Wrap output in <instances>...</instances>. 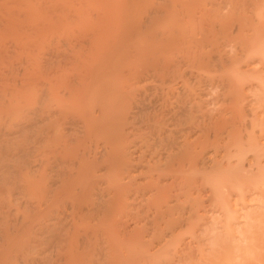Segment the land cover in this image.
I'll use <instances>...</instances> for the list:
<instances>
[{"label": "bare ground", "instance_id": "6f19581e", "mask_svg": "<svg viewBox=\"0 0 264 264\" xmlns=\"http://www.w3.org/2000/svg\"><path fill=\"white\" fill-rule=\"evenodd\" d=\"M6 1V0H5ZM5 1H1V4H2V7H3V3L5 2ZM8 1V2H7ZM6 2H5V4H7L8 5V3H9V0H7ZM15 1H17V2H15ZM45 1V0H44ZM49 1H55V0H49ZM58 1V0H57ZM60 1V0H59ZM65 1V0H64ZM68 1V0H67ZM101 1V0H100ZM109 2V0H106V2ZM239 1V0H238ZM254 1V0H253ZM256 1V0H255ZM3 2V3H2ZM12 2V3H11ZM18 2L19 3H21V5H24V6H27V8L29 9V11H32L31 13L33 14V16H30L31 17V19H29V20H24L25 19V17L23 16L25 13L24 12H26V13H28V10H26V11H24L23 12V14L21 15V18H22V16H23V21H22V23H23V28H22V30L23 29H25V28H27V30H28V26H26L25 28H24V23H25V21H28V23H29V29H30V26L32 25V23L34 24L35 22L37 23H39L38 25L36 24V25H34V28H33V26L31 27V29L33 28V29H35V27H39V25L41 26V24H42V22H41V24H40V22L38 21V18L40 17V16H38L37 15V13H34V12H36V10H35V8L33 7V6H35L33 3H32V1L31 0H14V2L13 1H10V3H9V7H10V4H13V5H11V6H13L14 7V4L15 3H17V5L18 6H20V4H18ZM95 2V1H94ZM93 2V3H94ZM111 2V1H110ZM109 2V3H110ZM112 2H114V1H112ZM31 3V4H30ZM54 3V2H53ZM133 3H134V6H136V10H135V12L136 11H140V12H138L136 15H135V19H134V17L132 18V20H130V19H127V18H125V17H122V18H120L119 17V15H117L118 13H115L114 12V9H115V6H110L108 3H107V5L108 6H106V5H104L105 7H104V9H103V12H101L102 13V15L104 16V18L102 19L103 21H99V20H101L100 19V17L102 18V16L100 15V17L98 18V16L96 17V20H95V23L97 22L98 23V21H99V23H100V25H102V24H104L103 26H99V23L97 24V28H95V23H94V26H93V24L91 25V23H92V20H91V22H90V24H89V26H93L95 29H93V31L95 30L96 32H97V30L99 29V32H102V30L104 29V28H106L105 26H111L112 27V30H111V32H110V35L108 34V30H107V28H106V32H105V30H103V32L102 33H104L105 32V34H102L103 35V37H101V34L100 33H98V37L100 36L101 37V39L103 40V38L105 37L106 38V40L104 41H101V39H99L98 37H97V39H94L95 38V34H97V33H95L94 34V32L92 31V29L90 28V27H86L85 29L87 30V29H91L90 31H92L93 32V36H92V34H90L89 32V36H92V38L91 39H94L93 41L87 36L86 37V34L87 33H85V30H84V32L82 31V33H84V36H83V34L80 32H78L77 33V35L78 34H80V35H78V37H79V39H80V37H81V35H82V37L83 38H81V39H83L84 40V38L86 37V40H88V41H90L91 40V42H88L89 43V45L88 46H86L85 45V43H84V41H80V40H78V41H80L81 42V45H82V47H84V45L87 47H85L86 49H87V53H86V55L88 56V54H89V56H88V61L90 60V62L88 63V64H85V65H87L88 67H89V69L87 68V66H86V68L88 69V70H90L89 71V74H86L88 71H87V69H85L84 70V72H85V74H78V75H73L74 73V70L73 69H71V70H73V71H71V72H69V73H66V76H67V74L69 75V77H71L72 75L74 76H72V78H69L68 76V78L66 77H64L65 75L63 74V76H61V74L60 73H58V70H60L61 72H62V70H64L63 69V65H62V63L64 62V63H67L68 62V60H69V53H68V51L64 48V47H59V48H57V45L58 44H56L55 43V45H52L53 46V56H51V59L53 58V125L51 126V125H49L48 123H49V121H48V118H47V120H46V122L45 121H43L44 123H46V124H48V129L49 128H51V130L50 131H48V129H46L47 128V125L45 124L44 125V123H42V122H40L39 120H40V118H42L43 117V113L41 114L42 115V117L40 116V118H39V120H38V114H39V112L41 113V111H42V109H41V106H40V109H36L37 107H35V106H38V105H40V103L38 104L37 103V101H35V104L34 105H31V103L33 104V99H32V102L31 103H29L30 105L29 106H26V108H29V116H28V112H26V111H22V109L20 110V108H23V106H24V108H25V104L24 103H21V101H23V99H24V97H25V95H26V93H33V94H35L36 93V91L38 92L39 91V89L38 90H36V91H34V87L36 86V84H38V83H36V84H34L35 82L34 81H36L38 78L36 77V76H38V74H36L37 72L36 71H38L37 70V68L38 67H36V64H37V66L39 65L38 63H37V61H36V64H35V60L33 61L32 60V56L30 55L29 56V58L31 57V61H33V62H31L30 63V66H31V69L29 70V73L27 72V71H25V72H23L24 71V69H23V73L21 72V74H23V76L24 77H26L25 76V74H27V77H26V80H27V78H28V80L27 81H25V83L24 84H22L23 86H21V84H20V81L19 82H17L18 84H20V86L19 87H16L15 86V88H14V90H10V92H9V90L7 91V89L8 88H6V86H5V88H3V92H1L0 91V98L1 97H3V98H5L6 97V99H4L3 101H2V99L3 98H1V102H3L2 103V105H5V108H4V110H1V111H5V112H8L10 115L12 114H16V113H18V111H21L20 113L22 114V112H25V114H27V119L26 120H24V118H23V116H22V118H23V121H22V118L20 117V120L18 121V122H20V121H22V123L20 122V124H17L16 126H11L10 125V123H9V125L11 126V127H13V129L9 126H7L8 124H4V127H5V125L8 127V128H10L9 129V132H7L5 129H3L2 128V124H3V122H8V119H10V117H13V116H10L9 114H7V115H9L10 117L8 118V119H6V120H4V118H6L5 117V115H4V117L3 116H1V117H3V122H2V124L0 125V127H1V129H3L2 130V132L3 131H6V132H4V133H0V135H3V138L6 136V137H8V139L9 138H11V140H12V138L14 137V136H16V137H14L15 139L16 138H18V140L17 141H19V140H21L22 142L20 143V144H22L23 142H25L26 141V138H27V136H29L28 134H27V131L29 132V130L31 131V133H32V131H33V134H31L30 132H29V134H31V136L32 137H34L35 135H34V128H36V127H40V125H42V126H45L44 128H45V130L46 131H44V133H46L47 131H48V133H49V135L50 134H52L53 136V138L51 139L47 134L48 133H46V135H45V142L47 143V142H49L50 144L52 143V141H53V147H52V144L50 145V144H46V145H49V146H51V150H52V158H53V175H52V172L50 173V179H52L51 178V176H53V181L52 180H50V179H47V176L49 177V171H50V168H51V165H49L48 163V161H46V160H49V159H43L44 157H43V155H42V153L41 152H39L40 151V147L38 146V140L36 139V141H37V143L34 141L35 139L34 138H32L31 136H29V138L31 137V139L33 140V142H35L34 144H36V145H32V143L30 142V141H32V140H30V139H27V141L28 142H30L31 143V145L29 146V144L30 143H26V144H28V146H19L18 144V142H16L15 141V139H14V144H16L17 146L15 147V148H13L12 150L10 149L9 150V148L11 147H9V145H11V144H9L10 142L8 141V143H5V141L7 142V138L5 137L4 138V140L2 139V141H1V143L4 141V143L3 144H6V147H5V145H3L4 146V148L2 147V145H0L1 147H0V161L2 162L3 160H16V159H18V158H20V157H22V156H25L26 155V159H27V155L29 154V156H28V160H26V161H33V163L34 164H28L24 169V171H28V173H26V172H24V173H22L23 171H21V170H19L22 174L21 175H19L18 177H16L15 179H17V181H16V183H14L15 182V179L13 180V181H11V185H12V182H13V185H12V188H14L15 186H14V184H18L19 182V180H18V178L22 181L24 178H25V180H23V182H24V184H22V187L23 186H25L26 185V187H20L19 185H21L20 183L18 184V185H16V186H19V189L17 190V188L18 187H16L15 189L18 191V192H20L21 193V191H22V189H24L23 191H24V193L25 194H23L24 196H28V190L29 189H32L33 187H34V190L35 189H38L39 190V188H37L38 187V185H42V183H44L43 182V180H44V175H45V180L44 181H52V182H50L51 183V185L53 186V188H52V186L50 185V187H49V185L48 184H50L49 182H48V184H47V182H45V184L46 185H48V187H46L45 186V184L43 185V186H41L44 190H45V188L44 187H46V188H48V189H46V190H48V191H46V192H49L50 191V189L51 190H53V195L51 196V199L48 197V196H46V195H49V193L47 194L46 193V195H44L43 197L45 198V196H46V198H45V200H47L46 202H48V200L50 201L51 200V202H53L52 204H53V209L51 208V211L53 210V212H51L50 210H48V211H50V213H53V222L50 220V216H47V214H49L50 215V213H46V211H45V213H46V217L45 218H43V220L42 219H40V217H39V219H34V221H38V220H41V221H43V222H41V223H39L38 225L40 226H38V225H36V226H34V224H33V228L35 229V227H39V229L38 228H36L35 229V231H33V228H32V224L31 225H27V224H30L31 222H32V220H31V218H32V216L33 215H35L36 213H33L34 211H33V209L35 210V209H37L36 208V206L35 205H33L32 204V200L29 202L30 204H32L33 206H35V207H32L33 209H31V206L29 207V205L28 204H26V203H28V201L26 202H24V204H25V208H26V205L30 208H27V209H25L24 208V211L25 210H28V211H30V210H32L31 212H27V211H25L26 212V215L25 216H23V217H25V218H27V217H29V220H31V221H28V219H23V217L22 218H20V216L21 215H24L23 213H24V211L22 212V213H20L21 215L19 216H15V217H19L20 219H19V222H20V225H15V224H17V223H15V220H17V219H15V220H13L14 221V226H12L13 224H11L12 222H10V224H11V226H12V228H14L15 226H16V228H17V226L18 227H20V228H22V226H23V224L22 223H24L25 224V227H28V228H26L27 230L29 229L30 230V228H31V230L30 231H32V232H34V233H36V234H34V235H37L38 234V237H41V238H37V236H36V238L35 239H33V237L32 236H34V235H32V233L30 234V231L28 232L27 230V232L26 233H24V235H22L21 236V233H20V236L19 235H17V231L16 230H14L15 232L13 233V235H14V238L12 237V238H10V237H5V243L7 244V245H5V243L4 244H0V264H4L5 262L8 264V260H9V258H10V263L9 264H16L17 263V261L18 262H20L21 261V263L22 264H82V260H84V258H86V256H84V258H83V254L84 255H87V253L86 252H88V250H89V245H88V243H89V239H90V235L91 234H89V236H88V234H87V238H88V240H87V242H86V244H87V246L85 245V239L86 238H84V242H81V241H83V240H80L81 238H83V236H81L80 237V239H78V241H77V239H76V242H80L79 244L78 243H76V242H72L75 238H73L74 237V235H78V233H75L74 234V230H76V231H78L79 229H81L82 227L81 226H83V225H85V226H87V228L89 227V225H90V222H88L89 224H86V222L89 220V218H88V220L87 219H85V217L88 215V213L91 215L92 213V215L91 216H93V215H95V217L93 216V218L94 219H96V216L98 215V217H99V215H100V217L101 216H105V212H107L108 213V211L110 212V209L111 208H113L112 207V203H114L115 204V194H111L112 196H110L109 194H108V196H110V197H112L113 199H111V201H110V206L107 204L106 205V203H104V204H101L102 202H105V201H102V200H104V199H106L105 198V196L106 195H102L103 193H104V189H103V191L102 190H98V189H101L100 187L101 186H98L99 184H97V185H94L95 184V180H96V176L97 177H100V178H102L101 176L102 175H105L106 173H109V174H113V176L111 177V175H105L104 177H105V179H104V181L106 180L107 182L111 179V178H113L114 177V175H117L118 176V178L116 177V179H119L120 178V180L122 181V178H127L128 177V179H126V181H128L129 179L130 180H133L132 178H134V182L133 181H131L132 182V184L133 183H139V182H135L136 181V179H135V176L137 177V179H138V176L137 175H135L134 174V172H140V169H139V167H141V164L142 165H144V167H146L145 165H147V167H148V169L151 167V169L153 168L154 169V172L156 173V171H157V174L155 175V177H153L154 175L152 174V173H150L151 171H153V169L152 170H148V171H150V172H145V171H142V169H141V173L143 172H145V173H148V174H151V175H153V176H151L150 175V177L149 178H152V179H144L143 180V182H147L148 180L151 182L152 180H153V178H154V181H155V183L158 185H156V184H153L152 186L150 185V183H149V185H150V188L151 187H153V190H154V188H156L155 190H157V187H160V185H159V183H161V181L162 182H164V184L162 183V186L163 187H165V184H166V186L167 185H169L170 184V186H171V184H175L174 186H176L177 187V185H178V189H179V191L180 190H182L181 192H182V194H184V192L186 193V192H188L187 194H189L190 193V191H188L189 189H190V187H189V189L188 190H185L184 191V189H181V188H183L184 187V185H186V184H188V185H190L192 182L193 183H195V180H197L196 178H198V181H199V178H200V180L202 181L203 179L204 180H207L208 182H211L212 183V185L211 186H213L214 185V189H215V192H216V194H214V195H220L221 197H220V199H222V197H224L225 195H227V194H225L224 193V196H222L223 195V193H222V191L224 190L223 189V187L221 186L222 185V182L225 184V182L223 181L224 179H225V181H228V180H226V179H228V178H231L232 176H235L234 174H236V176H237V171L239 170L240 171V169H242L241 167H242V165H241V162L243 161V159H246V158H244L245 157V155H243V153H241L242 151H243V149H244V142H246L247 144V146H245V149H244V151L245 150H250V149H252V145H253V147H255L254 145L256 144H253L254 142L253 141H256V138H255V140H254V138H253V140H250V139H252L251 138V136L250 135H246V137H247V139H246V137H245V139L243 138H239L238 136H237V132L235 133L234 132V130H237L238 131V129L237 128H234L235 126H236V124H235V121L237 120V118L238 119H240V111H239V109H238V107L235 105L236 104V100L238 99V95H239V93H238V90H239V92H241L240 91V88H238V87H236L235 85L237 84V86H239L238 85V83H235V87L233 86L232 87V84H231V87H229V89H228V85L230 84V83H228V81L229 80H227V83H228V85H227V83L224 85V87H222V88H225L226 87V89H228V90H225L226 92H224V93H227V94H225V95H223L224 93H223V91L224 90H222V88H221V90H222V95L223 96H226V98L225 97H222L221 98V102H223L224 103V107L225 108H223L222 106V108H220L219 110H222V111H220V113H218V117L217 118H215V116H213L215 119H213V120H211L212 121V123H211V130H209V129H207V130H203L204 128H205V126L207 127V125H206V123H205V126L201 123V121H203L202 120V118H200L201 119V121H200V119L199 120H197V122H199V123H201V125H203L204 126V128L201 130V128H199V129H197V127H198V125H199V123H197L198 125H196V123L194 124V122L196 121V120H193V124L194 125H196V126H193V127H191V124H190V122L192 123V120L191 121H189V124H188V126H181V122L179 123V121H180V119L182 118V120L183 119H185V118H188V116H186V115H189V114H186L187 112L188 113H190V116H194V115H191V114H193L192 112H191V106L189 105V101H191V100H189V98H190V96H192L190 93H188V92H191L192 90L194 91V88L192 89V87H190L189 88V86H188V88L190 89H188L187 88V86H186V89H188V91L186 92V93H188L190 96L188 97L186 94H185V92H183L184 90H186L184 87H181L183 90H181V91H179V88L180 87H178V86H181V83H182V85H183V82H184V85L183 86H185V84H186V82H185V79H187V78H185L184 76H185V71H184V68H186V66H188V65H185L186 63H188V64H190L189 66H192V63H199L200 65V67H205L206 68V66H201V63H203L204 64V60H206V62H205V64L204 65H207V62H208V58H205L206 56H207V54H205V52H206V50H204V48H205V45H204V39H207L206 37H208V36H206V33L209 31V30H212V28L214 29V31L216 30L215 29V26H217V24H219L221 27H222V29H220V27H219V25H218V27H216V28H219L220 30H223V31H227L228 30V27H229V29L231 28V26H233L230 30L232 31V29L234 30V26L236 25L235 24V20H237V19H239L238 21H236V23H237V27H236V29H238L237 30V32L238 33H240V31L241 32H243V30H242V28L244 27L243 26V24H245L244 22H242L245 18H241L240 16H238V14H236L235 15V18L233 17V14L235 13L234 11H233V9H231V11H230V9H229V14H228V12L227 11H221V12H224V14L226 13V14H228V15H221V19H219V16H218V19L216 18V17H214V15L215 16H217V11H216V13L213 15V17H212V12L211 11H213V10H209L208 8L209 7H207L206 5H205V3L202 1V0H159V1H155V0H126L124 3H123V5L124 6H127V5H131V6H133ZM50 4H51V2H50ZM55 4L57 5V3L55 2ZM55 4H53V5H55ZM105 4V3H104ZM7 5H4V7H6V8H3L4 9V11L5 12H7V11H10L9 12V14L8 13H4L3 12V9L1 10V6H0V10L2 11V15H0V17L1 16H3V13L6 15V17H9V16H12V17H15V19L14 20H17L16 18L17 17H19L20 18V16H16V15H19V12H21V11H17L18 12V14H16L15 16H14V12H16V8H15V10H14V12L12 11V7H10V10H9V8L7 7ZM101 5V4H100ZM16 6V5H15ZM48 6V5H47ZM51 6V5H50ZM35 7H37V6H35ZM42 7V6H41ZM45 7V6H44ZM53 8H54V6H52ZM101 7H102V5H101ZM7 8H8V10H7ZM19 8V7H18ZM21 8L22 9H24L25 10V8H23V6H21ZM38 8V7H37ZM36 8V9H37ZM50 8V7H49ZM49 8H47V9H49ZM79 8L81 9V6H79ZM138 8H140L139 10H137ZM46 9V8H45ZM18 10H20V9H18ZM38 10V9H37ZM143 10L145 11V15L144 16H142V13H143ZM0 11V12H1ZM40 11H41V8H40ZM47 12H48V10H46ZM52 11H53V9H52ZM51 11V12H52ZM78 11H79V13H80V10L78 9ZM236 11V10H235ZM13 12V13H12ZM81 12H82V10H81ZM218 12H220V11H218ZM231 12H234V13H231ZM11 13V14H10ZM42 13L44 14V12H43V10H42ZM237 13V12H236ZM247 13V12H246ZM21 14V13H20ZM35 14H36V16L38 17H36L35 16ZM38 14H40L39 12H38ZM53 14V13H52ZM8 15V16H7ZM28 15V14H27ZM219 15V14H218ZM239 15H241V14H239ZM35 16V17H34ZM238 16V17H237ZM247 16V15H246ZM12 17H10L9 19L7 18V20H5V22H2L3 24L5 23V25L4 26H6V24H10V26L9 27H11V23H13V27H11V28H9L10 30H12L11 32H13V34L15 35V36H17V37H19L20 36V38H22L21 37V35L24 37V35H23V33L26 31V30H23V33H22V31H21V28L20 27H22V26H19L20 24L17 22V21H15V22H10V21H13L12 20ZM36 19L37 18V21L36 20H34V18ZM52 17V16H51ZM163 17H166L167 19H169L165 24H161L160 22H159V20L161 19V18H163ZM242 17H244V15H242ZM3 18H4V16H3ZM62 18V17H61ZM98 18V19H97ZM214 18H216V21L217 22H215L214 20ZM40 19V18H39ZM53 19V18H52ZM57 19V18H56ZM30 20H34V22L32 21V23L30 24ZM53 20H55V19H53ZM58 20V19H57ZM61 20H63V18L61 19ZM64 20H66V19H64ZM128 20L130 21V22H132V23H128ZM219 20V21H218ZM242 20V21H241ZM249 20V19H248ZM7 21V22H6ZM8 21H9V23H8ZM18 21H20L21 22V19L20 20H18ZM42 21V20H41ZM245 21V20H244ZM247 22V21H246ZM18 23V24H17ZM21 23V24H22ZM28 23H27V25H28ZM44 23H45V21H44ZM182 23V24H181ZM217 23V24H216ZM248 23V22H247ZM15 24V25H14ZM235 24V25H234ZM250 24H252V23H250ZM249 24V25H250ZM18 25V28H20L18 31L19 32H17V34H15L16 33V29H15V26H17ZM45 25H46V23L44 24V26L42 27L43 28V30L45 29ZM246 26L245 27H247L248 26V24H245ZM262 25V24H261ZM74 26H76V24L74 25ZM256 26H259V25H256ZM7 27V26H6ZM66 27H68V25L66 26ZM66 27H65V30H67L66 29ZM99 27H101V30H100V28ZM102 27H104L103 29H102ZM212 27V28H211ZM225 27V28H224ZM227 27V28H226ZM2 28H5V27H3V25L1 26L0 25V29H1V31H2ZM14 28V29H13ZM17 28V27H16ZM17 28V29H18ZM41 28V27H40ZM39 28V29H40ZM186 28H187V30H186ZM254 28V26L251 28L252 30L250 31L249 29V31H250V33H249V36H248V38L247 37H245L246 38V40L249 42V38H250V40H252L251 38L252 37H254L255 38V36L258 34H260V33H262V30L261 29H263V27L261 26V27H259L260 28V30L258 29V27L257 28H255V29H253ZM30 29V30H31ZM82 29V28H81ZM97 29V30H96ZM4 30V29H3ZM10 30H8V28H6L5 29V31H2L3 32V35H4V37H5V34H4V32L8 35V33L7 32H10ZM14 30V31H13ZM49 30V29H48ZM52 30V29H51ZM0 31V32H1ZM7 31V32H6ZM20 31H21V33H20ZM41 31H42V29H41ZM46 31H47V29H46ZM64 31V30H63ZM68 31V30H67ZM65 32L66 33V37H67V42H68V36H70V35H68V33L70 34V32L68 31V32ZM71 31V30H70ZM88 31V30H87ZM213 31V30H212ZM229 31V30H228ZM227 31V32H228ZM246 31V30H245ZM252 31H253V33H252ZM259 31H261V32H259ZM10 32V33H11ZM31 34H32V32L31 31H29ZM34 32V37L36 38V34H37V32H39V34H40V31L38 30L37 32L34 30L33 31ZM36 32V33H35ZM53 32V31H52ZM218 32V31H217ZM10 33H9V36H10ZM18 33H20V34H18ZM26 33V32H25ZM43 33H45V32H43ZM208 33H210V32H208ZM230 33V32H229ZM263 33H264V31H263ZM1 35H0V37H2L3 38V36H2V33H0ZM12 34V33H11ZM30 34V35H31ZM49 34V33H48ZM72 34V36L73 35H75V34H73V32L71 33ZM107 34V35H106ZM242 34V33H241ZM104 35H106V36H104ZM109 35V38L107 37ZM250 35L252 36V37H250ZM262 35V34H261ZM12 36V35H11ZM28 37V33L25 35V37ZM63 36V35H62ZM72 36H71V38H69V41L71 42L72 40L74 41H76V39H73L72 38ZM97 36V35H96ZM247 36V35H246ZM31 37H32V41L31 42H33V40L35 39H33V35H31ZM31 37H29L28 38V40L30 41L31 40ZM38 37H39V35H38ZM57 37H59V36H57ZM57 37H56V39L55 40H58V39H60L61 40V42H62V40H64V39H62V37L60 36L58 39H57ZM65 36L63 37V38H66ZM77 36L75 37V38H78ZM261 37V36H260ZM2 38H0V39H2ZM7 38V37H6ZM5 38V39H6ZM15 38V37H14ZM212 38V37H211ZM4 38L0 41L1 43H0V47L4 44V43H2L3 41H6ZM12 39V38H11ZM24 38H22V40H23ZM208 39H210L209 37H208ZM258 39H260V38H258L257 37V40ZM10 40V39H9ZM16 40L19 42V43H17L18 45L17 46H20L21 45V39H18V38H16ZM37 40V39H36ZM53 40H54V37H53ZM60 40H58V41H60ZM66 40H64V42H66ZM254 40V39H253ZM256 40V39H255ZM264 40V39H263ZM263 40H262V42H263ZM12 41V40H11ZM15 41V40H14ZM16 41V42H17ZM29 41L27 42V39L25 38L22 42H24V46H26V43L25 42H27L28 44H27V46L28 47H30L31 45L29 44ZM38 41H39V39H38ZM46 41V40H45ZM58 41H56L57 43H58ZM96 41V42H95ZM206 41V40H205ZM208 42H210L209 40H207ZM206 41V42H207ZM247 41H244V42H247ZM260 41V40H259ZM30 42V43H31ZM44 42V41H43ZM70 42H68V43H66V45L67 44H71ZM79 42V43H80ZM247 42V43H248ZM252 42V41H251ZM5 43H7V41L5 42ZM13 43H15V42H13ZM35 43L37 44V42L35 41ZM47 43V42H46ZM78 43V42H77ZM76 43V45H78ZM87 43V44H88ZM90 43L92 44V50L90 49ZM8 44V43H7ZM6 44V45H7ZM36 44H34L33 43V47L35 48V52H36V50H37V46H36ZM39 44H41V43H39ZM39 44H37V45H39ZM49 44V43H48ZM75 44V42L73 43V45ZM94 44V45H93ZM9 45V44H8ZM7 45V46H8ZM15 45V44H14ZM23 45V44H22ZM30 45V46H29ZM50 45V44H49ZM72 45V46H73ZM81 45L79 46V48L81 47ZM248 45V44H247ZM261 45H263L264 46V43H262ZM260 45V48L262 47ZM11 45H9V47H10ZM27 46H26V48H27ZM31 46V47H32ZM47 46V45H46ZM59 46H61V45H59ZM69 46V49H71L72 48V46L71 45H68ZM70 46H71V48H70ZM171 46H175V48L176 49H179V46H181V48L182 47H184L182 50L185 52V54L184 55H182V56H180V54L179 53H181L182 52V50L179 52V53H177L178 55H179V58L177 57V56H174L173 57V54L171 55V53L169 52V49L170 48H172ZM178 48H177V47ZM5 46L3 45V48H4ZM12 47H14V46H12ZM12 47H11V49H12ZM30 47V49L31 50H33L32 48ZM42 47V46H41ZM41 47H40V49H41ZM45 47V46H44ZM49 47V46H48ZM73 47H75V46H73ZM81 47V48H82ZM94 47V48H93ZM207 47V46H206ZM3 48H0L1 50L3 49ZM6 48V47H5ZM4 48V50L6 51V49ZM20 48V47H19ZM26 48H24V49H26ZM39 48V47H38ZM46 48V47H45ZM78 47H77V49L78 50H80ZM84 48V49H85ZM263 49H264V47H262ZM262 48H261V52H262ZM8 49V51H9V48H7ZM11 49H10V51H11ZM15 49V48H14ZM17 49V48H16ZM73 49V48H72ZM74 49H76V47L74 48ZM85 49V50H86ZM245 51H246V49H248V48H246V45H245ZM243 49V50H244ZM3 50V51H4ZM18 50V49H17ZM16 50V51H17ZM31 50H30V52H31ZM43 50H46V49H43ZM47 50L49 51V49L47 48ZM82 50V49H81ZM91 51L90 53H91V55H90V53H89V51ZM129 50H131L130 52H129ZM203 50H204V52H203ZM9 51V52H10ZM18 51H20V50H18ZM24 50L22 49V51L21 52H23ZM27 51H29V50H25L24 52H26L27 53ZM51 51V50H50ZM71 51V50H70ZM76 50H74V52H75ZM167 51L170 53H167ZM1 52V51H0ZM13 52H15V50H13L11 53H13ZM23 52V53H24ZM34 52V51H33ZM33 53V54H38V53ZM43 52V51H42ZM46 52V51H45ZM72 52V51H71ZM71 52H70V56H72V54H73V56L72 57H74V53L72 52V54H71ZM79 51H77V53H78ZM81 52H83V50L81 51ZM80 52V53H81ZM132 52V53H131ZM4 54L3 55H5V52H3ZM8 53V52H7ZM32 53V52H31ZM44 53V52H43ZM76 53V52H75ZM127 53H130V54H132V55H138V56H136V57H138L139 59H141V60H139V61H141L140 63H141V65H139L138 67L140 68H138V67H136V68H138V69H135V70H128V71H123L122 70V68H121V65H122V62H123V55H125V56H127L126 54ZM203 53L205 54V55H203ZM15 54H16V52H15ZM18 54H21V53H18ZM41 54V53H40ZM46 54V53H45ZM50 54H52V53H50ZM79 54V53H78ZM78 54H76L77 56H79ZM82 54V53H81ZM85 53L83 52V56H86V55H84ZM110 54V55H109ZM166 54L169 56H166ZM0 55H2V52L0 53ZM10 55V57H13V55H14V53L12 54V56H11V54H9ZM9 55L7 56V55H5V59H7V57L9 58ZM44 55V54H43ZM109 55V58H110V56L112 55L113 56V63L111 64V65H109V64H106V60H109L108 58H107V56ZM129 55V54H128ZM172 57H171V56ZM17 56H19V55H17ZM21 56V55H20ZM23 56H25V54L24 55H22L21 57H19V58H25V57H23ZM38 56H40V55H38ZM81 57H83L82 55H80ZM204 56V57H203ZM3 56H1V58H2ZM28 56H26V58H27ZM34 57V56H33ZM36 58H37V56H35ZM80 57V58H81ZM171 57V58H170ZM177 57V58H176ZM210 57V56H209ZM4 58V57H3ZM19 58H17L18 59V61H20V62H22L21 61V59L19 60ZM40 58V57H39ZM50 58V57H49ZM78 58V57H77ZM76 58V56H75V59H77ZM90 58V59H89ZM107 58V59H106ZM205 58V59H204ZM253 58V57H252ZM12 59V58H11ZM38 59V58H37ZM44 59H45V57H44ZM47 59V58H46ZM73 59V58H72ZM84 59V57L82 58V59H80L79 60V58L77 59L78 61H79V63L78 62H75L74 61V59H73V61L75 62V63H77V64H80V63H82L81 61ZM15 60V59H14ZM13 60V61H14ZM249 60L251 61V56L249 57ZM2 61H4V60H2ZM7 61V62H6ZM9 61H10V59H9ZM8 60H5V64L7 63L8 64V67H9V64L10 63H8L9 62ZM17 61V60H16ZM17 61V62H18ZM24 61V60H23ZM26 62H23L24 64H28V59H26L25 60ZM47 61V60H46ZM49 61H50V59H49ZM48 61V62H49ZM87 63V61H86V57H85V59L83 60V63H85V62ZM235 61H239V60H237V59H233L231 62H230V65L231 64H233V63H235ZM248 62V63H251V62ZM43 62H45V61H43ZM47 62V63H48ZM107 62H111L110 60L109 61H107ZM201 62V63H200ZM225 62V61H224ZM229 62V61H228ZM255 62V61H254ZM1 63V62H0ZM3 63V62H2ZM1 63V65H3ZM11 63H12V61H11ZM16 62H14V64H15ZM46 63V62H45ZM51 63V62H50ZM63 63V64H64ZM105 63V64H104ZM139 63V64H140ZM209 64H210V61L208 62ZM248 63H246L247 65V67L246 68H248V66L250 67V65L248 64ZM202 64V65H203ZM209 64H208V66H209ZM236 64V63H235ZM11 66H12V64H10ZM16 65L18 66V68H19V65L20 64H17L16 63ZM16 65H14L13 66V69H15L17 66ZM47 65H49V64H47ZM46 65V66H47ZM51 65V64H50ZM84 65V64H83ZM185 66V67H183V68H181L180 66ZM194 65H196V64H194ZM211 65V64H210ZM222 65V64H221ZM224 65V64H223ZM222 65V66H223ZM226 65V64H225ZM238 64H236V66H237ZM242 65V64H241ZM16 66V67H15ZM22 66H26V65H22ZM62 66V67H61ZM79 66V65H78ZM82 66V64H80V66H79V71H81L82 72V70H83V68H85V67H81ZM197 66H198V64H197ZM199 66H198V68H199ZM217 66V65H216ZM1 67H3V66H0V68ZM5 68H6V66H4ZM1 68V69H5V68ZM7 67V68H8ZM60 67H61V69H60ZM180 67V68H179ZM239 67V69H245V70H248V69H246V68H244V66H243V68L241 67L240 68V66H238ZM238 67L236 68V69H238ZM11 68V67H10ZM9 68V69H10ZM22 68H25L26 70H27V68L26 67H22ZM41 68H43V67H41ZM67 69L68 68H71V65L69 66V65H67V67H66ZM73 68V67H72ZM80 68L82 69V70H80ZM216 68H218V67H216ZM12 69V70H13ZM211 69V68H210ZM224 69V68H223ZM22 70V69H21ZM21 70H19V71H21ZM70 70V69H69ZM249 70H252V71H255V69H249ZM2 71H4V70H2ZM17 70L15 69L14 70V72L13 73H15ZM211 71V70H210ZM213 71H215V70H212V72ZM216 71H218V69H216ZM215 71V72H216ZM256 71H258L257 69H256ZM5 72H7L6 71V69H5ZM11 72V71H10ZM9 72V74H13V73H10ZM114 72V76H113V73ZM214 72V73H215ZM247 72V71H246ZM20 73V72H19ZM19 73H18V75H19ZM39 73V72H38ZM62 73H65V72H62ZM71 73H73L72 75H71ZM83 73V72H82ZM253 73V72H252ZM254 73H256V72H254ZM5 74V73H4ZM3 74V75H4ZM8 74V73H7ZM8 74V76H10ZM1 76H2V73L0 74ZM6 75V74H5ZM192 75V74H191ZM210 75H212V74H210ZM210 75H208V76H210ZM214 75V74H213ZM219 75V74H218ZM0 76V77H1ZM12 76V75H11ZM207 76V77H208ZM15 78H16V76H14ZM22 77V76H21ZM21 77H19V78H21ZM23 77V78H24ZM64 77V78H63ZM179 77L181 78V80H182V78L184 79V81L183 82H180L179 84L180 85H176L175 86V82H176V80L175 79H177L178 78V80H180L179 79ZM211 77V76H210ZM218 77H220V79H219V81L220 80H222L221 79V76H218ZM6 78V77H5ZM15 78H14V80H15ZM18 78V77H17ZM34 78H37L36 80H34ZM213 78V77H212ZM211 78V79H212ZM4 79V78H3ZM6 79H8V81H11L10 80V77H7ZM209 79V78H208ZM215 78H213V80H214ZM218 79V78H217ZM228 79V78H227ZM24 80V79H23ZM180 80V81H181ZM212 80V81H213ZM224 80H226V79H224ZM7 81V80H6ZM5 80L3 81V82H5V85H6V82ZM38 81V80H37ZM150 81H156V82H160V83H168L167 84V86L166 87H168L169 85H171V84H174V85H172L173 86V88H174V90L175 91H173V89H172V86H170V89H169V87L168 88H166V89H163L162 88V86L160 87L159 86V88L157 87V88H155V89H153V91H150V86H149V82ZM173 82L174 81V83H170V82ZM186 81H188V80H186ZM210 81V80H209ZM212 81H210V83L212 82ZM231 81V80H230ZM179 82V81H178ZM207 82V81H206ZM214 82H218V81H216V80H214ZM214 82L212 83L213 85H215L214 84ZM0 83H2V80H0ZM9 83V82H8ZM12 83H13V81H12ZM22 83V82H21ZM222 83V82H221ZM220 83V84H221ZM231 83H233V82H231ZM153 84V83H152ZM188 84V83H187ZM222 84H224V83H222ZM9 85V84H8ZM211 85V84H210ZM216 85H218V83L216 84ZM12 86V85H11ZM14 86V85H13ZM152 86V85H151ZM220 86V85H219ZM230 86V85H229ZM241 86V85H240ZM1 87V86H0ZM2 87H4V83H3V86ZM154 87H156V86H154ZM153 86H152V88H154ZM164 87V86H163ZM176 87H178V88H176ZM242 87V86H241ZM176 88V89H175ZM238 88V89H237ZM10 89H13L12 87L10 88ZM36 89H37V87H36ZM172 89V90H171ZM243 90V89H242ZM8 92H9V94H8ZM35 92V93H34ZM202 92V91H201ZM2 93V94H1ZM183 93H184V95H183ZM191 93H193V92H191ZM195 93H197V92H195ZM28 94V95H29ZM32 94V95H33ZM38 94H39V92H38ZM37 94V96H39ZM196 95V94H195ZM36 95H34V97H35ZM187 96V97H186ZM193 96H194V93H193ZM195 98H196V96H194ZM37 98V97H36ZM39 98V97H38ZM37 98V99H38ZM194 98V99H195ZM25 99H27V98H25ZM30 99H31V97H30ZM30 99H28V101L30 100ZM36 99V100H37ZM40 99H42V98H40ZM191 99V98H190ZM198 99H199V97H198ZM198 99H197V101H198ZM187 100H188V106L189 107H186L184 104H185V102L187 103ZM224 100L227 102V105H226V103L224 102ZM25 101V100H24ZM23 101V102H24ZM27 101V102H28ZM31 101V100H30ZM39 101H41V100H39ZM196 101V102H197ZM26 103V102H25ZM42 103V102H41ZM198 104H199V101L197 102ZM201 103V102H200ZM190 104H192V102L190 103ZM197 104V105H198ZM201 104H203V103H201ZM26 105H28V104H26ZM49 105V104H48ZM187 105V104H186ZM195 105V100H194V102H193V106ZM196 105V106H197ZM200 105V104H199ZM43 106H45V105H43ZM204 106V105H203ZM2 107H4V106H2ZM195 107V106H194ZM194 107H192V109L194 108ZM198 107H200V106H198ZM262 107V106H261ZM39 108V107H38ZM197 108V107H196ZM214 108V107H213ZM0 109H2V108H0ZM7 111H6V110ZM47 109V108H46ZM198 109V108H197ZM263 109V108H262ZM25 110H28V109H25ZM41 110V111H40ZM44 110V109H43ZM200 110V109H199ZM212 110V109H211ZM218 110V111H219ZM264 110V109H263ZM262 110V111H263ZM0 111V112H1ZM197 111V110H196ZM205 111V110H204ZM216 111H217V109H216ZM38 112V113H37ZM44 112H45V110H44ZM225 112H229V115H228V117L230 116V120H229V122H231L230 124H233V126L234 127H232V126H229V122H228V117L226 118L227 119V122H226V120H225V116H224V114H225ZM2 113V112H1ZM0 113V114H1ZM20 113H18L19 115H20ZM198 112H196V114H197ZM206 113V112H205ZM211 113V112H210ZM213 113H215V112H213ZM212 113V114H213ZM3 114V113H2ZM18 114H16V116L15 117H17V115ZM195 114V113H194ZM195 114V115H196ZM201 114L203 115V113L201 112ZM212 114H210L209 116V119H208V116L206 115V117L207 118H205V119H207V121L208 120H210L211 119V117H212ZM216 114H217V112H216ZM223 114V115H222ZM186 116L185 118L183 117V116ZM198 115H200V114H197L196 116H194V117H197ZM189 116V117H190ZM204 116H205V114H204ZM203 116V117H204ZM224 116V117H223ZM0 117V118H1ZM15 117H13V118H15ZM26 117V116H25ZM191 117V118H192ZM193 117V118H194ZM202 117V116H201ZM223 117V118H222ZM235 117H236V120H235ZM18 118H19V116H18ZM18 118H16V119H13V120H16L17 121V119ZM45 118H46V116H45ZM190 118V119H191ZM2 119V118H1ZM0 119V122L2 121ZM189 119V118H188ZM42 120H44V118L42 119ZM41 120V121H42ZM12 121V120H11ZM16 121H12V122H16ZM185 121V120H184ZM188 121H186V122H188ZM210 121V122H211ZM239 121V120H238ZM240 121H242V120H240ZM11 122V123H12ZM37 122H40L41 124H39V123H37ZM48 122V123H47ZM243 122V121H242ZM245 122V121H244ZM208 123V122H207ZM226 123H228V126L229 127H232L231 129H227V125H226ZM237 123V122H236ZM36 124H39V126L38 125H36ZM50 124H51V122H50ZM184 124H185V122H184ZM210 124V123H209ZM244 124V123H243ZM242 124V125H243ZM36 125V126H35ZM185 125H187V123L185 124ZM201 125H200V127H201ZM237 125H240V124H238L237 123ZM242 125H241V127H242ZM41 126V127H42ZM244 126V125H243ZM250 126V125H249ZM6 127V128H7ZM15 127V128H14ZM41 127H40V129H41ZM52 127H53V129H52ZM236 127H238V126H236ZM251 127V126H250ZM43 128V127H42ZM208 128V127H207ZM210 128V127H209ZM221 128L223 129V131H225L226 130V132L225 133H227V135H226V138L225 137H223V139H226V140H224V148H226V149H224L225 151H227V150H229V148H234L235 149V151H233V150H229V152L232 154L233 152H234V154H233V156L232 155H230L229 153H227L228 155H230V156H232V157H230V156H228L227 154H224V155H220L221 153H224L223 152V148L221 149L222 151H221V153H218V154H213V156H208V153L207 154H205L204 152V154L206 155V156H208L207 158H206V156H204V154L203 153H201V156H200V153H199V156L201 157V158H199V156H197L198 154H197V152L198 151H200V149L198 150L197 148H199V145H201L202 146V144L203 145H209V144H207V142H209V143H213V145L215 146V144H216V142H218L217 140H218V138H220L219 136H220V134H221V132H222V130H221ZM12 129V130H11ZM34 129V130H33ZM244 129V128H243ZM246 129L248 130L249 128H247L246 127ZM44 130V129H43ZM53 130V131H52ZM196 130H200V131H203V136H200V134H201V132L200 133H198ZM246 130V131H247ZM1 131V130H0ZM41 131H42V129H41ZM52 131V132H51ZM242 131V130H241ZM241 131H239V132H241ZM245 131V132H246ZM252 131V130H251ZM210 132H212V133H210ZM42 133V132H41ZM198 133V134H197ZM249 133V131H247V133H245V134H248ZM7 134H15L14 136L13 135H11V137H9V135H7ZM18 135V137H17V135ZM25 134H27V136L25 135ZM43 134V133H42ZM224 134V133H223ZM240 134V133H239ZM238 134V135H239ZM251 134V133H250ZM22 137V135L24 136V138H25V140H22V138L20 137V136ZM34 135V136H33ZM202 135V134H201ZM224 135V136H225ZM252 135V134H251ZM13 136V137H12ZM242 136V135H241ZM250 136V137H249ZM253 136V135H252ZM19 137L21 138V139H19ZM222 137V136H221ZM249 137V138H248ZM256 137V136H255ZM1 138H2V136H1ZM0 138V139H1ZM23 138V139H24ZM36 138V137H35ZM47 138H49L48 140H47ZM222 139V138H221ZM221 139H219L220 140V143L223 141V139L221 140ZM47 140V141H46ZM51 140V141H50ZM242 140H243V142H242ZM245 140V141H244ZM26 141V142H27ZM216 141V142H215ZM16 142V143H15ZM11 143H13V141H11ZM219 143V142H218ZM219 143V145H217V146H222L223 147V145H222V143L220 144ZM262 143V142H261ZM8 144V145H7ZM14 144H12V145H14ZM210 145H212V144H210ZM209 145V146H210ZM15 146V145H14ZM13 146V147H14ZM201 146H200V148H201ZM209 146H208V148H209ZM259 146V145H258ZM9 147V148H8ZM36 148V150L35 149H33V148ZM210 147H212V146H210ZM246 147H248V149H246ZM206 147H204V149H205ZM207 148V149H208ZM215 148H217V147H215ZM215 148H213L214 150L213 151H217L218 149H216L215 150ZM241 148H242V150H241ZM250 148V149H249ZM259 148H262V147H259ZM49 148H48V151L50 150ZM206 149V150H207ZM256 149V148H255ZM34 151L33 152V154L31 153V151ZM39 150V151H38ZM51 150L49 151V152H51ZM202 151H205V150H203V148L201 149ZM253 150H254V148H253ZM253 150H251V151H253ZM257 151H258V149H256ZM36 151H37V154L38 155H36V156H34V154H36ZM47 151V150H46ZM212 151V150H211ZM212 151V152H213ZM219 151V150H218ZM243 151V152H244ZM39 152V153H38ZM207 152H209V150L207 151ZM239 152V153H238ZM260 152V151H259ZM226 153V152H225ZM237 153V154H236ZM251 153V152H250ZM257 153V152H256ZM32 154V160H29L30 158L29 157H31L30 155ZM42 155V157L40 156V155ZM50 154V155H51ZM92 154V156H90ZM261 154V153H260ZM262 154H263V152H262ZM226 155V157H225V160H223V158H224V156ZM252 155V154H251ZM37 157V156H39L40 157V159L38 160V159H35L34 157ZM244 156V157H243ZM48 157H49V155H48ZM235 157V159H232V158H234ZM252 157V158H251ZM250 157V161L251 160H253V162H254V160H257V159H259V158H257V159H255V157H257V154H256V156H255V154H254V156H251ZM259 157V156H258ZM33 158H34V160H33ZM38 158V157H37ZM199 158V159H198ZM248 158V157H247ZM233 161H232V160ZM36 160H38L39 162H37ZM235 160V161H234ZM198 161H199V165H201V166H199L198 165ZM250 161H248V164H254L252 161V163H249ZM0 162V163H1ZM4 163L2 164V167H3V165H5V161H3ZM44 162V164H42V163ZM29 163V162H28ZM37 163H39V164H37ZM45 163H47L49 166H50V168L48 167V165H46ZM233 163H234V165H236L235 167L233 166ZM259 163V162H258ZM25 164H27L26 162H25ZM40 164H42L43 166L42 167H39V166H41ZM137 164H140V166H137ZM257 164V162H255V165ZM261 164V163H260ZM8 164H6L5 166H6V168L9 166H7ZM35 165H38L37 166V168L39 167L41 170H43L42 168H44L45 167V165H46V167L47 168H49L48 170H46L45 168H44V170H46L45 172H46V174H48V175H46V174H44L43 173V175H41L40 174V170L38 171V169H36L39 173L37 174V172H36V175H41V176H43V177H40V179L42 180V181H40V179H39V181H38V179L37 180H34V179H32V178H39V177H37V176H35L34 175V177H32L33 175L31 174H29V170H28V168H32V169H35ZM237 165H238V168H239V166H240V169H237ZM259 165V164H258ZM1 166V165H0ZM28 166H30V167H28ZM32 166V167H31ZM33 166H34V168H33ZM233 166V167H232ZM247 166V165H246ZM245 166V167H246ZM24 167V166H23ZM135 167H138V169L139 170H136V168ZM249 167V166H248ZM1 168V167H0ZM20 168V167H19ZM141 168H143V166L141 167ZM233 168L234 169H237V171H233ZM255 168H258V167H255ZM254 168V169H255ZM4 169H5V167H4ZM32 169H31V171H32ZM144 169H146V168H144ZM143 169V170H144ZM1 170H2V168H1ZM1 170H0V172H1ZM7 170V171H6ZM35 170V171H36ZM102 170H104V171H102ZM186 170H188V172H191L192 174H189L190 176L191 175H193L192 177H188V176H186V175H183L182 173H184L183 171H186ZM247 170V169H246ZM3 171V170H2ZM9 170L8 169H5V172H8ZM47 171H48V173H47ZM101 171H102V173H101ZM147 171V170H146ZM181 171H182V173H181ZM197 171V172H196ZM255 171H257L256 169H255ZM4 172V173H5ZM34 172V170L32 171V173ZM44 172V171H43ZM98 172V173H97ZM136 172V173H137ZM181 173V174H178V173ZM195 172H196V174L199 176V177H197V175H195ZM199 172V173H198ZM41 173H42V171H41ZM105 173V174H104ZM123 173H125V174H123ZM142 173V175H144ZM194 173V174H193ZM252 173V177H251V175H249L250 177H248L247 179H250V183L251 182H254V180L256 179V180H258V178H259V176H261L260 174H257L256 173V176H258V178L256 177V178H253V177H255V175L253 174V171L251 172ZM7 174V173H6ZM9 174V173H8ZM23 174H27L28 175V177H29V179L26 177V175H25V177L24 176H22ZM35 174V173H34ZM200 174V175H199ZM2 175H3V172H2ZM11 175V174H10ZM10 175H6V176H9V182L7 181V184H9L10 185V177H12V176H10ZM31 177H30V176ZM139 175V174H138ZM4 176H5V174H4ZM5 176V177H6ZM109 176V178H107V177ZM236 176L235 177H233L234 179L233 180H235V178H236ZM1 175H0V179H1ZM5 177H2V179L3 180H6V178ZM23 177V178H22ZM92 177H95V180H94V178L92 179ZM103 177V178H104ZM111 177V178H110ZM144 177H145V175H144ZM13 178V177H12ZM22 178V179H21ZM35 178V179H36ZM100 178L99 179H97L98 181L100 180ZM146 178V177H145ZM238 178H239V174H238ZM2 179H1V181H0V185L4 182V181H2ZM7 179H8V177H7ZM27 179V180H26ZM30 179H32V180H30ZM115 178H114V180H116ZM125 179H124V184H127V182H125ZM139 179H141V177L139 178ZM138 179V181H140ZM237 179V178H236ZM241 178H239L238 180H235V181H237V183H238V181L240 180ZM244 179H246V178H244ZM254 179V180H253ZM97 180H96V182H97ZM114 180H110L109 182L111 183V181H113V182H117V181H120V180H117V181H114ZM263 179H261V181H262ZM20 181V182H21ZM91 181H94L93 183L91 182ZM102 181H103V179H102ZM197 181V184H194V186L195 185H198V182ZM246 181V180H245ZM249 181V180H248ZM259 182H261L260 180H258ZM39 182H40V184H39ZM101 182V181H100ZM108 182V185L110 184ZM145 182V183H146ZM165 182H167V183H169V184H167V183H165ZM229 183H230V180L228 181ZM228 182H226L227 184H229ZM231 182H232V180H231ZM37 183V185H35ZM99 183V182H98ZM201 183V182H200ZM236 183V184H237ZM241 183H243L242 181H241ZM247 183V182H246ZM262 183H264V181L262 182ZM6 184V182L4 183V184H2V186L4 187V189L2 190V188L3 187H1V191L0 192H3L4 193V190H5V192L7 191V189H5L6 188V186H8ZM100 184H103L102 182L100 183ZM114 184H117V183H112V184H110L109 186H111V185H113V188L115 187L116 188V186L114 185ZM235 184V182H233V185H232V183H231V185H232V187L234 186V185H236ZM245 184V183H244ZM243 184V185H244ZM98 186L99 188L98 189H96V190H98V191H101L102 192V196H100V199H102L101 197H103V199L101 200V202H100V199L97 201L96 199L97 198H99V195L97 196V198L95 199L94 198V201L96 200L97 202L96 203H92V204H94V205H92V204H89V205H92L90 208H88L89 210V212L87 213V215H85L86 213L83 211V209H82V211H81V206H80V204L81 205H83V202H80V201H82V200H84V199H86L87 198V196L88 197H91V199H92V196H94L97 192L95 191V188L96 187H94V186ZM137 185H139V184H137ZM149 185H145L146 186V188L148 187L149 188ZM226 185V184H225ZM230 184L229 185H226V188H227V186H231ZM241 185V184H240ZM240 185H238V186H240ZM246 185V184H245ZM252 185V184H251ZM255 185H256V183H255ZM263 185V184H262ZM93 186V188H90V187H92ZM118 186V185H117ZM144 186V187H145ZM161 186V187H162ZM193 185H192V189H195V188H193L194 187ZM210 186V187H211ZM254 185H252V187H253ZM9 188H11V186H8ZM40 187V188H41ZM89 187V189H87ZM160 187V188H161ZM169 187V186H168ZM175 187V189H177ZM196 187V186H195ZM221 187H222V191H221ZM11 188V189H12ZM20 188H22L21 189V191H19L20 190ZM26 188V189H25ZM165 188H167V187H165ZM171 188H173V186H171V187H169V190L171 189ZM186 188H188V187H186ZM237 188H240V187H237ZM236 188V189H237ZM251 188V187H250ZM255 188V187H254ZM263 188V187H262ZM15 189H13V190H15ZM43 189H41V194L38 196L39 198L41 197V195H42V191H44ZM111 189H112V187H111ZM137 189H139L137 186H136V189L135 190H137ZM141 189V188H140ZM139 189V190H140ZM143 189V188H142ZM142 189L140 190L141 191V193H139L138 194V196H140V197H145L144 195L145 194H143V192H142ZM145 189V188H144ZM164 189V188H163ZM177 189V190H178ZM228 190L229 189H231V191H232V189L235 191V189H234V187L233 188H227ZM246 189V188H245ZM259 189H260V187H259ZM264 189V188H263ZM15 190V191H16ZM33 190V189H32ZM32 190H29V193H30V191H32ZM85 190V193L83 192ZM88 190V191H87ZM107 190H109V188L107 189ZM107 190H105V191H107ZM116 191H114V190H112L113 191V193L115 192H117V188L115 189ZM134 189L133 190H131V191H135ZM138 190V191H139ZM147 190V189H146ZM160 190H162V189H160ZM167 192H168V189H165ZM212 190V189H211ZM240 190H241V188H240ZM244 190V189H243ZM254 190V189H253ZM262 190V189H261ZM260 190V191H261ZM45 191H44V193H45ZM87 191V192H86ZM111 191V192H112ZM139 191V192H140ZM145 191V190H144ZM150 191V190H149ZM152 191V190H151ZM150 191V192H151ZM158 191V190H157ZM171 191V190H170ZM174 191V190H173ZM178 191V192H179ZM227 191V190H226ZM225 191V192H226ZM230 191V190H229ZM236 191H239V189L238 190H236ZM252 191V190H251ZM264 191V190H263ZM8 193H7V197H9V199L12 197V194L14 193V195L15 194H17V193H15L14 191L12 192V190L10 191V190H8L7 191ZM9 192L11 193V195L9 194ZM26 192H27V194H26ZM33 192V191H32ZM32 192H31V194H29V195H31V197L30 196H28V198L30 197V199L32 198ZM52 192V191H51ZM50 192V193H51ZM83 192V193H82ZM110 192V191H109ZM110 192V193H111ZM147 192V191H146ZM145 192V193H146ZM174 192H176V191H174ZM181 192H179V195L181 194ZM211 193L213 192V191H210ZM215 192H213V193H215ZM240 192H242V191H240ZM256 192V191H255ZM19 193V194H20ZM87 193V194H86ZM99 194H100V192H98ZM152 193V192H151ZM155 193H157V192H155ZM158 193H159V191H158ZM161 193V192H160ZM213 193H212V195L211 196H213ZM260 193V192H259ZM85 194V195H84ZM136 194V193H135ZM148 194H150L149 192H148ZM147 194V195H148ZM165 194V193H164ZM168 194V193H167ZM176 194H178V193H175V196H176V198H178V195H176ZM233 194V193H232ZM262 194V193H261ZM3 195H5V194H3ZM10 195V196H9ZM22 194H20V196H21ZM92 195V196H91ZM118 194H116V196H117ZM141 195H143V196H141ZM166 195V194H165ZM168 195H172L170 192H169V194ZM167 195V199H168V196ZM185 195V194H184ZM216 196V198L217 197H219V196ZM15 196H18V194L17 195H15ZM15 196L14 197H12V199L11 200H14L13 198H15ZM18 196V197H16L18 200H19V198H21V197H23V196ZM175 196L173 195V197H174V199H175ZM43 197H42V202H43ZM49 199H48V198ZM86 197V198H85ZM95 197V196H94ZM122 197V196H121ZM173 197L171 196V198L173 199ZM1 198V197H0ZM25 200L26 199H28L27 197L25 198V197H23ZM53 198V199H52ZM109 198V197H108ZM117 198H119L118 196H117ZM213 198H215L214 196H213ZM215 198V199H216ZM17 199H15V200H17ZM122 199V198H121ZM220 199H218V200H220ZM225 200H227L226 199V197L224 198ZM224 199H222V201H224ZM23 200V199H22ZM21 200V201H22ZM40 200V199H39ZM44 200V201H45ZM87 200V199H86ZM90 200V199H89ZM108 200H106V201H108ZM114 200V201H113ZM117 200V199H116ZM171 200V199H170ZM217 200V201H218ZM10 201V200H9ZM24 201V200H23ZM92 202H94L93 200H91ZM119 201H121V200H119ZM172 201V200H171ZM216 201V200H215ZM222 201H220V203L222 202ZM20 202V201H19ZM38 202V201H37ZM41 202V205L43 204ZM117 202H118V200H117ZM228 202V201H227ZM68 203H70V205H68ZM87 203H90L88 200H87ZM101 204V206H100V204ZM108 203V202H107ZM172 203H174V202H171V204H169V205H171V207H176V206H172ZM219 203V204H220ZM225 205H223V207L225 206V208H228V206H226V205H228V204H226V202H223ZM236 203V202H235ZM36 204V203H35ZM38 204V203H37ZM47 205L49 204V203H46ZM51 204V205H52ZM77 204H79V205H77ZM96 204V205H95ZM97 204H99V206H97ZM119 204V207L120 208H118V206H117V210H115V207H116V205H118ZM118 204H116V205H113L114 206V210H113V213L115 212V211H117L118 212V210H120V209H122V206H120V203L118 202ZM21 205V204H20ZM39 205V204H38ZM40 205V206H41ZM47 205H45V207L44 208H50V207H47ZM104 205V206H103ZM166 205H167V203H166ZM168 205V207H170ZM173 205H176V204H173ZM195 205V204H194ZM229 205H230V203H229ZM244 205V204H243ZM39 206V207H40ZM69 206H72V209H74V208H76V209H78V213L79 212H82L83 213V219L86 221L85 222V224H83L84 223V220H83V222H81V218L82 217H79L78 215H82V214H76V213H74V210H73V212L72 211H70V207ZM106 206V207H105ZM196 206V205H195ZM220 207H221V205H219ZM52 207V206H51ZM94 207V208H93ZM105 207V208H104ZM110 207V209H108ZM162 207H164L163 209H161V211L162 210H164L165 208H167V207H165V204H164V206L162 205ZM232 207V206H231ZM242 207V206H241ZM41 208H42V206H41ZM41 208H38V210H39V212H38V214L39 213H44L43 211H44V208H43V210H41V212H40V209ZM158 207L156 206V208H155V210L157 209ZM192 207H190V209H191ZM225 208H223V209H225ZM90 209L91 210H93L94 209V211H92V213L90 212ZM172 209V208H171ZM171 209H170V211H171ZM176 209V208H175ZM183 209V208H182ZM185 209H186V207H185ZM193 209H197V208H195V207H193ZM230 208H228V210H229ZM237 209V208H236ZM10 210H11V207H10ZM10 210H8L7 212H9ZM157 210H160V207H159V209H157ZM167 210V212L169 213V214H171V212L170 211H168L169 210V208H167L166 209ZM172 210H174V209H172ZM188 210V209H187ZM218 210H220V209H218ZM225 210H227V209H225ZM224 210V211H225ZM227 210V211H228ZM231 210H235L234 209V207H233V209H231ZM240 210H242V208L240 209ZM37 211V210H36ZM68 211H70V212H72L74 215L76 214V216L80 219H78L77 217H72L71 218V220L69 219V221H71L70 223H74V225H70V223H68L69 221H67V223L65 222L66 220H68L67 218H65L66 217V215L68 216L69 214H68ZM122 211V210H121ZM140 211V210H139ZM160 211V213H162ZM184 210H182L181 212L182 213H184L183 212ZM188 211H190V210H188ZM187 211V212H188ZM191 211H192V209H191ZM190 211V213H192ZM194 211H196V213H194ZM226 211V212H227ZM12 212V211H11ZM94 212H96L97 213V215L94 213ZM120 212V211H119ZM137 212V211H136ZM157 213L156 214H160L159 213V211H156ZM164 212H165V210H164ZM180 212V213H181ZM186 212V213H187ZM226 212H222V214L223 213H226ZM231 211H229L228 213H226L227 215H231V213H230ZM234 212V211H233ZM10 213V212H9ZM33 214V215H31V214ZM85 213V214H84ZM99 213V214H98ZM120 213H122V212H120ZM125 213V212H124ZM129 213H131V212H129ZM167 213V214H168ZM190 213H188V214H186V215H183L182 217H181V214L179 215L180 216V219H178V221H177V223H179V224H176V222L174 223V225L176 226V225H181L184 221V225L185 224H187V222H188V220L192 217V215L190 214ZM214 213V212H213ZM28 214H29V216H28ZM101 214H103V215H101ZM109 214V213H108ZM108 214H106V215H108ZM115 214V213H114ZM119 214V213H118ZM137 214V213H136ZM166 214V215H167ZM193 215H200V211H199V213H197V210H193V213H192ZM214 214H216V213H214ZM213 214V215H214ZM233 214V213H232ZM4 215V214H3ZM7 215H10V214H7ZM30 215H31V217H30ZM43 215V214H42ZM70 215H71V213H70ZM111 215H113L112 213H111ZM165 215V214H164ZM218 215V214H217ZM227 215H226V217H227ZM243 215V214H242ZM11 216V215H10ZM73 216V215H72ZM126 216V215H125ZM156 216V215H155ZM160 216V218L161 217H163V215H159ZM185 216V217H184ZM202 216V215H201ZM216 216V215H215ZM220 216V215H219ZM232 216V215H231ZM4 217H6V216H4ZM13 217V216H12ZM38 217V216H37ZM47 217H50V218H47ZM69 217V216H68ZM71 217V216H70ZM69 217V218H70ZM88 217V216H87ZM86 217V218H87ZM90 217V216H89ZM167 217V216H166ZM197 217V216H196ZM195 217V218H196ZM203 217V216H202ZM211 217H213L212 216V214H211ZM225 217V216H224ZM229 217V216H228ZM227 217V218H228ZM2 218H3V216H2ZM8 217H6L5 219H7ZM35 218V217H34ZM42 218V217H41ZM47 218V219H46ZM75 219V220H72V219ZM77 218V219H76ZM92 218V219H93ZM154 218V217H153ZM199 219L201 218L200 216L198 217ZM4 219V218H3ZM46 219V220H45ZM52 219V218H51ZM65 219V220H64ZM92 219H91V221H92ZM101 219H102V217H101ZM101 219L100 218H98L97 220H99V221H101ZM111 219V218H110ZM162 219H164V218H162ZM193 219H194V217L192 218V222H193ZM199 219H198V221H199ZM203 219V218H202ZM202 219H200V220H202ZM212 219H214V218H212ZM226 219V218H225ZM24 220V221H23ZM27 220V224L25 223V221ZM46 222H45V221ZM47 220H50L51 221V223H53V227H52V225L50 226V222H48L47 223ZM76 220H79L80 221V223H81V225L79 224V221H76ZM114 220V219H113ZM113 220H109V222H111V226H112V228L113 229H117L118 228V226H119V223L118 222H113ZM229 220H231V219H229ZM4 221H7V220H4ZM18 221V220H17ZM23 221V222H22ZM33 221V222H34ZM76 221V222H75ZM126 221H128V220H126ZM164 221V220H163ZM190 221V220H189ZM191 221H190V223H191ZM194 221H196L197 222V220H194ZM211 221H213V220H211ZM227 221H228V219H227ZM29 222V223H28ZM39 222V221H38ZM152 222H153V220H152ZM154 222H155V218H154ZM160 222V221H159ZM3 223H5V222H3ZM46 223V224H45ZM92 223H93V221H92ZM118 224V226H117V224ZM126 222H124L123 224H122V227L124 226V224H125ZM156 223V222H155ZM154 223V224H155ZM171 223V222H170ZM198 223V222H197ZM201 223V222H200ZM228 223V222H227ZM9 223H8V225H10ZM42 226H41V225ZM45 224V225H44ZM79 224V225H78ZM83 224V225H82ZM97 224V223H96ZM96 224H92V226H90V227H92V228H90L89 227V229H96V228H94L93 226H95ZM127 224V223H126ZM125 224V225H126ZM157 224H159V223H157ZM189 224V223H188ZM192 224V223H191ZM190 224V225H191ZM212 224V223H211ZM22 225V226H21ZM135 225H137L136 223L134 224V225H130L131 226V229H134V227L133 226H135ZM183 224H182V226H184ZM202 225V224H201ZM227 225V224H226ZM3 226H4V224H3ZM11 226L10 227H8V229H6V231H11L12 230V228H11ZM31 226V227H30ZM78 226H80V228L78 227ZM129 227V225H126V227ZM5 227V226H4ZM6 227V228H7ZM84 227V226H83ZM121 227V228H122ZM125 227V226H124ZM127 227V228H128ZM142 228L141 229H144L145 228V226L142 224V226H141ZM168 227H169V225H168ZM171 227H173V225L171 224ZM170 227V228H171ZM10 228H11V230H10ZM20 228H17L18 230H21ZM79 228V229H78ZM87 228H85L84 227V231H86L87 230ZM111 228V227H110ZM111 228V229H112ZM136 228H138V225L136 226ZM135 228V229H136ZM67 229H70L72 232H73V236H72V241H71V239L69 240V241H65V243H66V245H67V243H69L68 244V246L69 245H71L70 243L72 242V243H76V245L75 244H73V245H71V246H73L74 248L72 249L70 246V248H68L67 246V248L68 249H63V247H65V245H61V244H64L63 243V241H64V239L66 240L67 238H65L66 236H68V237H70L69 235H70V230H67ZM78 229V230H77ZM86 229V230H85ZM123 229V228H122ZM129 229H130V227H129ZM139 230H140V228H138ZM23 230H24V226H23ZM139 230H135L134 232L137 234V232H139ZM8 231V232H9ZM37 231V232H36ZM69 231V232H68ZM141 231L142 230H140V232H139V234H141ZM20 232V231H19ZM24 232H25V230H24ZM72 232H71V234H72ZM79 232V231H78ZM87 232V231H86ZM134 232L133 233H131L130 234V236L133 234V236L132 237H134ZM143 232V231H142ZM12 233H8V234H10V235H12ZM85 233V232H84ZM83 233V234H84ZM144 233V232H143ZM143 233L141 234V236L143 237ZM19 234V233H18ZM82 234V233H81ZM96 234V233H95ZM139 234H137L138 235V238L139 237H141ZM5 235H7V233L5 234ZM17 235V236H16ZM40 235V236H39ZM92 235H93V233H92ZM91 235V237H94V235L92 236ZM98 235V234H97ZM137 235H135V238H136V240L138 239L137 238ZM19 236V237H18ZM86 236V235H85ZM128 237V238H131V237ZM15 237H16V239H18V240H15ZM30 237H32V238H30ZM141 237V238H142ZM63 238V239H62ZM79 238V237H78ZM55 239L57 240V242L55 241ZM60 239L62 240V241H60ZM100 239V238H99ZM140 239V238H139ZM178 240V242L174 239V241H176L177 243H180L181 241L182 242H184L183 240V238H181L180 236L177 238ZM58 240L61 242V243H59L58 242ZM68 240V239H67ZM80 240V241H79ZM90 240H92V241H95V240H93L92 238L90 239ZM97 240H98V238L96 237V244L94 243V242H92V243H94L95 245H98L97 244ZM101 240V239H100ZM129 240H130V242H132L134 239H128L127 241L129 242ZM136 240H134L133 241V243L136 241ZM141 240V239H140ZM140 240H138V243L137 244H144V245H142V246H145V243H144V241L143 242H139ZM71 241V242H70ZM118 242H119V240H117ZM173 241V242H174ZM113 241H111V243H112ZM172 241H171V239H169V240H166V242L165 243H163L162 245H160V247H159V250L160 249H162L164 246H167V245H171L172 243H173ZM175 242V243H176ZM53 243H54V245L55 246H58L61 250H62V252H61V250H59V248L57 249L56 247V253L54 254V252L53 251H55V250H53L54 249V246H53ZM58 243V244H57ZM115 243H116V245L117 246H119L118 244H117V242L115 241ZM133 243H131V244H133ZM176 243V244H177ZM99 244L101 245V241H99ZM113 245H114V242L112 243ZM111 244V246H113ZM125 244H128V243H123V247L125 246ZM139 244V245H140ZM181 244H183V243H181ZM180 244V245H181ZM61 245V246H60ZM92 244H91V241H90V247H92L91 246ZM94 245V246H95ZM98 245L99 247H101V248H99V247H97L96 248V250L98 251H95V252H97V253H99L100 251H99V249H101V252H102V246L103 245ZM129 245V248L127 247V248H123L122 247V244H121V249L119 250V251H124V249L126 250V251H124L123 253H125V254H120L119 252V254L117 253V251H118V249L115 247V248H110L109 250H110V252H111V250L113 249V250H117V251H114V255H113V252H112V255H111V257H113V260H111L109 257H108V255H110V254H108V255H106V257H108L109 258V261H112L111 263L110 262H106V261H108V260H106V258L104 257V253H103V255L101 254V253H99V256L100 257H104L103 259H105V263L104 264H130V260L132 259V257H133V255H134V257H136L137 258V256H135V254H133L132 255V257L130 256L132 253H134L133 251H134V246H132L131 245V247L133 248V251H132V253L131 254H129L128 255V257H126L127 256V254H126V252H127V249H128V251H129V249H131V247H130V243L128 244ZM5 246V247H4ZM76 246H77V248H76ZM92 247L93 249H92V251L90 250V252H92L93 253V250H94V248L95 247ZM136 246V245H135ZM4 247V248H3ZM88 247V248H87ZM126 247V246H125ZM141 247V246H140ZM123 248V249H122ZM136 248H139V247H136ZM14 250L13 252L14 253H11L10 251H12V250ZM46 249H48V250H50V252H48V250L47 251H45ZM53 250V251H52ZM60 252H59V251ZM132 250V249H131ZM130 250V251H131ZM103 251H104V246H103ZM139 251H140V248L138 249V251L136 252V254L137 253H139ZM10 252V255L8 254ZM42 252H44L43 254H44V256L43 255H41L42 254ZM109 252V251H108ZM41 253V254H40ZM45 253H49V254H46L45 255ZM53 253V254H52ZM92 253H91V256H92ZM127 253H129V252H127ZM7 254L9 255L8 257H7ZM88 254H89V252H88ZM101 254V255H100ZM105 254H106V252H105ZM118 254V255H117ZM187 254V255H186ZM53 255H55V258L53 259ZM115 255H117V256H115ZM184 255H186L187 257H188V252L187 253H185L184 254V252H181V255H180V257L178 258L179 259V261H181V262H184L185 263V261H186V263H188V262H190L188 259H191L192 258V256H191V254H190V258L188 257H184ZM93 256H94V254H93ZM95 256H96V254H95ZM97 256H98V254H97ZM129 256L131 257V259L130 260H128L129 259ZM6 257H7V259H6ZM89 257V261H90V255L88 256ZM100 257H98V259L100 258ZM133 257V260L135 259ZM128 258V259H127ZM92 259V258H91ZM6 260V261H5ZM97 260V259H96ZM96 260H95V257H94V259H93V262L95 261V263H99V261H97L96 262ZM133 260H131L132 262H134V263H136L137 264V262H135L136 261V259H135V261H133ZM168 260V259H167ZM188 260V261H187ZM88 260H87V262H89ZM139 261V260H138ZM83 262H85L84 264H87V262L86 261H83ZM93 262H89V264H95V263H93ZM5 263V264H6ZM97 263V264H98ZM134 263H132V264H134ZM20 264V263H19Z\"/></svg>", "mask_w": 264, "mask_h": 264}, {"label": "rangeland", "instance_id": "374dc122", "mask_svg": "<svg viewBox=\"0 0 264 264\" xmlns=\"http://www.w3.org/2000/svg\"><path fill=\"white\" fill-rule=\"evenodd\" d=\"M1 1H5V0H0V6L2 7V4H1ZM7 1V0H6ZM5 1V2H6ZM10 1H13L14 2V0H9V3H10ZM32 1V3L35 5V6H37V7H35V6H33L34 8H35V10H36V12H34V13H37V15L38 16H40L39 18L36 16V14H35V16L38 18V21L40 22V24H41V22H42V24H41V26L39 25V27L37 26V27H35V29H33L34 28V25H38L39 23L37 22H35L34 24L32 23V21L34 22V20H36L37 21V18L35 19L34 17V20H30L29 22H30V24L32 23V25L30 26V29H31V27L33 26V28L30 30L29 29V23H28V21H25V23H24V28L26 27V26H28V30H27V28H25V29H23V30H26L24 33H23V30H22V28H23V23H22V19H23V16L25 17V19L24 20H29V19H31V17L30 16H33V14L31 13L32 11H29V9L27 8V6H24V5H21V3H19L18 2V4H20V6H18L17 5V3H15L14 4V7L17 9L16 10V12H14V10H15V8L13 7V6H11V5H13V4H10V7H12L11 9H12V11L14 12H12L13 14H14V16L16 15V14H18V12L17 11H21V12H19V15H16V16H20V18L19 17H17L16 19L17 20H14L15 19V17H12V16H9V17H6V13H8L9 14V12L11 11L10 10V7H9V3H8V5L7 4H5V2L3 3V7L1 8V10L3 9V8H6V7H4V5H7V7L9 8V10L10 11H7V12H5L4 11V9H3V12L5 13H3V16H4V18H3V16H1L0 17V25L2 26L3 25V27H5V28H2V31H5V29L6 28H8V30H10L9 28H11V27H13V23H11L12 25H11V27H9L10 26V24H6V26H4L5 25V23L3 24L2 22H5V20H7V18L9 19L10 17H12V20L13 21H10V22H15V21H17L20 25L19 26H22V27H20L21 28V31H22V33H23V35L25 34H27L28 33V37L26 36L25 37V35H24V37L21 35V37L22 38H26L27 39V42L29 41L28 40V38L29 37H31V35H33V39L35 38L34 36V30L37 32L38 30L40 31V34H39V32H37V34H36V38L33 40V42H31L32 41V37H31V40L29 41V44L31 45H33V43L34 44H36L35 43V41L37 42V44H39V43H41V44H39V45H37L36 44V46H37V50H36V52H35V48L32 46H30L33 50H31L30 49V47H28L27 46V42H25L26 43V46H27V48H26V46H24L25 44H24V42H22L23 40H22V38H20V36L19 37H17V36H15L14 34H13V32H11L12 30H10V32L12 33H10V32H7L8 33V35L4 32V34H5V37H4V35H3V32L1 31V29H0V33H2V36H3V38L5 39L6 37V41H7V43L9 44V45H11L10 47H9V45L7 44V43H5L6 41H3L2 43H4L3 45L6 47H4L5 49H6V51L4 50V48H3V45L0 47V48H3L2 50L0 49V51L2 52V55H0V62L3 64V65H1V63H0V66H6V71L7 72H5V69H1V68H3V67H1L0 68V74L2 73V76L0 77V80H2V83H0V91L1 92H3L4 90H3V88H5V86H6V88H8L7 89V91L9 90V92H10V90L12 91V90H14V88H15V86L16 87H19L20 86V84H21V86H23L22 84H24L25 83V81H27L28 80V78H27V80H26V77H27V74L29 73V70L31 69V66H30V63L31 62H33L35 59V64H36V61H37V63L39 64L38 66H37V64H36V67H38L37 68V70L38 71H36L37 73L36 74H38V76H36L37 78H34V80H36V81H34L35 83L34 84H36V83H38V84H36V86L34 87V91H36V90H38L39 89V94H38V92L36 91V93L35 94H33V93H26V95H25V97H24V99H23V101H21V103H24L25 104V108H24V106H23V108H20V110L22 109V111L24 110V111H26V112H28L29 111V108H26V106H29L30 104L29 103H31L32 102V99H33V104L31 103V105H34L35 104V101H37V103L39 104L40 103V105H38V106H35V107H37L36 109L38 110V109H40V106H41V109L43 108L44 110H45V112H44V110L42 109V111H41V113L39 112V116H38V120H39V118H40V116L42 117V113L44 114L43 115V117L42 118H40V122H42V123H44L43 121H45L46 122V120H47V118H48V121H49V125H53V58L51 59V56H53V46L52 45H55V43L56 44H58L57 45V48H59V47H64L67 51H68V53H69V60H68V62L67 63H62V65H63V69L64 70H62L61 69V67H60V69L62 70V72H65V73H62L60 70H58V73H60L61 74V76H63V74L65 75L64 77L66 78L67 76L69 77V75L67 74V76H66V73H69V72H71V71H73L74 70V74L73 73H71V75L73 74V75H78V74H85V72H84V70L85 69H89V67L87 66V65H85V64H88L89 62H90V60L88 61L87 59H88V56H89V54H88V56L86 55V51H87V47L86 46H88L89 45V43L88 42H91V40L93 41L94 39H97V37H98V33H100L101 34V37H103V35L102 34H105V32L107 31L108 32V34L110 35V32H111V30H112V27L111 26H105L106 28H107V30H106V28H104V27H102V29L103 30H105V32L104 33H102L103 32V30H102V32H99V29L97 30V32L94 30L93 31V29H95V28H97L96 26H97V24L99 23V21H103L102 19L104 18V16L102 15V13L101 12H103V9H104V5H106V6H108L107 5V3L110 5V6H115V9H114V12L115 13H118L117 15H119V17L120 18H122V17H125V18H127V19H130V20H132V18L134 17V19H135V15L138 13V12H140V11H136L135 12V10H136V6H134V3H133V6H131V5H127V6H124L123 5V3L126 1V0H109V2L107 1L106 2V0H55V1H49V0H31ZM95 1V2H94ZM112 1H114V2H112ZM156 2L157 1H159V0H155ZM161 1V0H160ZM204 3H205V5L207 6V7H209L208 9L210 10H213V11H211L212 12V17H213V15L216 13V11H217V13L219 14H217V16H215L214 15V17H216L217 19H218V16H219V19H221V15H225L224 14V12L225 11H229V9H230V11H231V9H233V11L235 12H231V13H234L233 14V17L235 18V15L236 14H238V16H240L242 19L243 18H245L242 22H244L245 24H248V26L247 27H245L246 25L245 24H243V28H242V30H243V32H241L240 31V33H238L237 32V30L238 29H236V25H237V23H236V21H238L239 19H237V20H235V26H234V30L232 29V31L230 30L233 26H231V28L229 29V27H228V32L225 30V31H223V30H220V29H222V27L219 25V24H217V26H215V31H214V29L212 28V30H209L208 32H210V33H206V36H208L210 39H208V37H206L207 39H204V45H205V48H204V50H206V52H205V54H207V56L205 57V58H208L207 60H208V62L210 61V64L207 62V65H204L205 64V62H206V60H204V64L203 63H201V66H206V68L205 67H200L199 65V63H192V66H189L190 64H188V63H186L185 65H188V66H186V68H184V71H185V78H187V79H185V82H186V84H185V86H183L184 85V77L182 78V80H181V78L179 77V79L181 80H178V78L177 79H175L176 80V84L174 83V81L172 82H170V83H174L175 84V86L178 84V85H180L179 83L180 82H183V85H182V83H181V86H178V87H180L179 88V91H181V90H183L181 87H184L185 89H186V86H187V88H188V86H189V88L190 87H192V89L194 88V91L192 90L191 92H193L194 93V96H196V98L193 96V93H191V92H188V93H190L192 96H190L188 93H186L187 91H188V89H186V90H184L183 92H185V94L189 97L190 96V98H189V100H191V101H189V105L191 106V112L193 113H195L196 114V112H198L197 114H200V115H198L197 117H194V116H196L194 113L193 114H191V115H194L193 117L192 116H190V113H186V114H189V115H186V116H188V118H185L186 116L184 115L183 117L185 118V119H183L182 120V118L180 119V121H179V123L181 122L182 124H181V126H188V124H189V121H191L192 119L193 120H196L198 117V119L197 120H199L200 118H202V120L203 121H201V119H200V121H201V123L205 126V123H206V125H207V127L205 126V128H204V126L203 125H201V123H199V122H197V120L194 122V124L196 123V125H198L197 123H199V125H198V127L196 126V125H194L193 124V120H192V123L190 122V124H191V127H193V126H196L197 127V129H199V128H201V130L203 129L204 131L205 130H207V129H209V130H211V123H212V121L211 120H213V119H215V118H217L218 117V113H220V111H222V110H219L220 108H225L224 107V103L223 102H221L222 100H221V98L222 97H225L226 98V96H223V95H225V94H227V93H224V92H226L225 90H228L229 89V87H231V84H232V87L235 85V83H238V85L239 86H237V84L235 85L236 87H238V88H240V91L241 92H239V90H238V93H239V97H238V99L236 100L237 102H236V106L238 107V109H239V111H240V119H238L237 118V120H236V117H235V124H236V126H238V127H236L235 125V127L233 126V124H230L231 122H229V120H230V116L228 117V115H229V112H225V114H224V116H225V120H226V122H227V119H228V122H229V126H232V127H234V128H239L238 129V131L237 130H234V132L237 134V136L241 139L242 137L245 139V137H246V135L248 136V135H250L251 136V138L252 139H250V140H253V138H254V140H255V138H256V141H253L254 143L253 144H255L254 146L255 147H253V145H252V149H250L249 151L248 150H245L244 151V149H245V146H247L246 144V142H244L245 144H244V149H243V151L241 152V153H243V155H245V157L244 158H246V159H243V161L241 162V165H242V169H240V166H239V168H238V165H237V169H240V171L238 170L237 171V169H234L233 168V171H237L236 173H237V176H236V174H234L235 176H236V178H235V180H238L239 178H241L239 181H238V183H237V181H235V180H233L234 178L233 177H235V176H232L231 178H228V179H226V180H230V183L228 182V181H225V179L223 180L224 182H225V184L226 185H231V183H232V185H233V182H235V184L236 185H234L233 187H234V189H235V191L232 189V191H231V189H227V188H233L232 187V185L231 186H227V188H226V185L222 182V187H223V191H222V187H221V191H222V193H223V195L222 196H224V193L225 194H227V195H225L224 197H222V199H224L225 197H226V199L227 200H225L224 199V201H222V199H220V195H218L219 197H217L216 198V196L217 195H214V194H216V192H215V189H214V185L213 186H211L212 185V183L211 182H208L207 180H200V178H199V181H198V178H196L197 180H195V183H191L190 185H188V184H186V185H184V187L183 188H181V189H184V191L185 190H188L189 189V187H190V189L188 190V191H190V193L189 194H187L188 192H184V194H182V190H180L179 191V189L177 188L178 187V185H177V187L176 186H174L173 184H171V186H173V188H171L170 190H169V187H171L170 186V184L169 183H167V182H165V183H167V184H169V185H167L166 186V184H165V187H167V188H165V187H163L162 186V183L164 184V182H162L161 181V183H159V185H160V187H157V190L159 191V193H158V191L157 190H155L156 188H154V190H153V187H151L150 188V185L152 186L153 184H156L155 183V181H154V178H153V180L150 182L149 180L150 179H152V178H149L150 177V175L151 174H148V173H145V172H150V171H148L149 169L150 170H152L151 169V167L148 169V167H147V165H145L146 167H144V165H142L141 164V167L143 166V168H141V167H139V169H140V172L138 173L137 171V173L136 172H134V174L135 175H137L138 176V179L141 177V179H139L140 181H138V179H137V177L135 176V179H136V181L135 182H139V183H133L132 184V182L131 181H133L134 180V178H132L133 180H128V181H126V179H128V177L125 179V178H122V181L120 180V178L119 179H116V177L118 178V176L117 175H114V177L113 178H111L112 176H113V174L111 175V174H109V173H106L107 175H111V179L110 180H114V178L116 179V180H114V181H117V180H120V181H117V182H113V181H111V183L110 184H112V183H117V184H114L115 186H116V188H117V192L115 193H113V191L112 190H114V191H116L115 189V187L113 188V185H111V186H109L108 185V182L105 180L104 181V179H105V175H102L101 177L102 178H100V177H97L96 176V180L97 179H99L100 178V180L98 181L97 180V182H96V180H95V177H92V179L94 178V180H95V184L94 185H97V184H99L98 186H101L100 188L101 189H98L99 187L98 186H94V187H96L95 188V191L97 192L94 196H92V199H91V197H88L87 196V200L90 202V203H87V200L86 199H84V200H82V201H80V202H83V205H81L80 204V206H81V211H82V209H83V211L86 213H88L89 211V209L88 208H90L92 205H94V204H92V203H96L99 199H100V196H102V195H106L105 196V198L108 196V194L110 195V196H112L113 194H115L114 196H115V204L114 203H112L111 205H112V207L113 208H111L110 209V201H111V199H113L112 197H110V196H108L106 199H104V200H102L103 199V197H101L102 199H100V202H101V200L102 201H105V202H102L101 204H104V203H106V205L108 204L110 207L108 208V209H110V212L108 211V213L107 212H105L106 214H108V215H106L105 214V216L103 217V216H101L102 217V219H101V217H100V215H99V217H98V215H97V213L96 212H94L97 216H96V219H94L93 218V216L95 217V215H93V216H91L93 213H92V211H94V209L93 210H91L90 209V212L92 213L91 215L88 213V215H87V213L85 214V215H87L86 217H85V219H87L88 220V218H89V220L86 222L83 218V211L82 212H79L80 214H82V215H78L79 217H82L81 218V222H83V220H84V223L83 224H85V222H86V224H89L88 222H90V225H89V227L90 226H92V224L94 225V224H96L95 226H93L94 228H96V229H89V227L87 228V226H85V225H83L85 228H87V232L86 231H84V227L83 226H81L82 228L81 229H79L80 228V226H78L79 228V232L78 231H76V230H72L73 232H74V234L75 233H78V235H74L73 234V232L70 230V229H67V230H70V237H68V236H66L65 238H67L66 240L64 239V241H63V243L64 244H61V245H65V247H63V249L65 248V249H68V248H74L73 246H71V245H73V244H75L76 245V243H80V242H76V239H77V241H78V239H80V237L81 236H83V238H81L80 240H83V241H81V242H84V238H86L85 240V245L87 246V244H86V242H87V240H88V238H87V234H88V236H89V234H91L92 235V233H93V235H94V237H91V235H90V239L92 238L93 240H95L96 241V237L98 238V240H97V244L98 245H100L99 244V241H101V245H103L104 246V251H103V246H102V252H101V249H99V253H101L102 255H103V253H104V257L106 258V260H108V261H106L107 263L108 262H112V261H109V258L111 259V260H113V257H111V255H112V252H113V255L116 253H114V251H117V250H111V252H110V248H117L118 249V251H117V253L119 252L120 254L122 253V254H125V253H123L124 251H126L125 249H124V251L122 250V251H119L120 249H121V244H122V247H123V243H130V247H131V245L132 246H134L133 248H134V251H133V248L131 247V249H129V251H128V249H127V252H129V253H127L126 252V254H127V256L126 257H128V255L129 254H131L132 253V251L134 252V253H132L130 256L132 257V255L133 254H135V256H137V258L136 257H134V255H133V257L136 259V261H135V259L133 260V257H132V259H131V257L129 256V259L128 260H133V261H135V262H137V264H264V183H262L263 181H264V49L262 48V47H264L263 45H261L262 43H264V33H263V31H264V0H202ZM8 2V1H7ZM6 2V3H7ZM15 2H17V1H15ZM50 2H51V4H50ZM54 2V3H53ZM55 2L57 3V5L55 4ZM94 2V3H93ZM12 3V2H11ZM105 3V4H104ZM31 4V3H30ZM53 4H55V5H53ZM102 5V7H101V5ZM16 5V6H15ZM48 5V6H47ZM51 5V6H50ZM21 6H23V8H25V10L24 9H22L21 8ZM42 6V7H41ZM45 6V7H44ZM52 6H54V8L52 7ZM79 6H81V9L79 8ZM19 7V8H18ZM50 7V8H49ZM8 8H7V10H8ZM38 10H37V9ZM40 8H41V11H40ZM46 8V9H45ZM47 8H49V9H47ZM14 9V10H13ZM18 9H20V10H18ZM52 9H53V11H52ZM78 9L80 10V13H79V11H78ZM140 8H138L137 10H139ZM0 10V11H1ZM26 10H28V13H26L27 11ZM42 10H43V12H44V14L42 13ZM46 10H48V12L46 11ZM81 10H82V12H81ZM236 10V11H235ZM24 11H26V12H24ZM52 11V12H51ZM218 11H220V12H218ZM221 11H224V12H221ZM229 11V12H230ZM23 12L25 13L23 16H22V18H21V15L23 14ZM38 12L40 13V14H38ZM229 12H228V14H229ZM237 12V13H236ZM247 12V13H246ZM2 13V11L0 12V15H2L1 14ZM21 13V14H20ZM53 13V14H52ZM101 13V14H100ZM214 13V14H213ZM11 14V13H10ZM28 14V15H27ZM102 16V18L100 17V15ZM228 14H226V15H228ZM239 14H241V15H239ZM99 15V16H98ZM145 15V11L143 10V13H142V16H144ZM225 15V16H226ZM230 15V14H229ZM242 15H244V17H242ZM247 15V16H246ZM8 16V15H7ZM52 16V17H51ZM98 16V18L100 17V19L101 20H99L98 21V23L96 22L95 23V20H96V17ZM237 16V17H238ZM63 18V20H61L62 18ZM55 19V20H53V19ZM58 20H57V19ZM97 18V19H98ZM216 18H214L215 20V22H217L216 21ZM21 19V22L20 21H18V20H20ZM64 19H66V20H64ZM236 19V18H235ZM249 19V20H248ZM42 20V21H41ZM91 20H92V23H91V25L93 24V26H94V23L96 24L95 25V28L92 26H89V24H90V22H91ZM169 19H167L166 17H163V18H161L160 20H159V22L163 25V24H165L167 21H168ZM44 21H45V23H46V25H45V29L43 30V26H44ZM219 21V20H218ZM248 23H247V22ZM7 22V21H6ZM130 21L128 20V23H129ZM8 23H9V21H8ZM16 23V22H15ZM17 23V24H18ZM22 23V24H21ZM27 23H28V25H27ZM130 23H132V22H130ZM250 23H252V24H250ZM76 24V26H74ZM182 24V23H181ZM250 24V25H249ZM262 24V25H261ZM9 25V26H8ZM15 25V24H14ZM68 25V27H66ZM104 24H102V25H100V23H99V26H103ZM218 25H219V27H220V29L219 28H216V27H218ZM256 25H259V26H256ZM254 26V28L253 29H255V28H257L258 27V29L260 30V28L259 27H263V29H261L262 30V33H260L259 35L257 34L256 36H255V38L254 37H252L251 35H250V37H252L251 39L252 40H250V38L248 39L249 40V42L246 40V38L245 37H247L248 38V36H249V33H250V31L252 30L251 28ZM18 28V25L17 26H15V31H16V33L15 34H17V32H19L18 30L20 29V28ZM41 27V28H40ZM65 27H66V29L70 32V34L68 33V35H70V36H68V42H70L69 41V38H71V36H72V32H73V34H75V35H73L72 36V38L73 39H76V41L74 40H72L70 43L71 44H67L66 45V43H68L67 42V37H66V31L67 30H65ZM88 28V27H90L91 29H92V31L94 32V34L95 33H97V34H95V38L94 39H91L92 38V36H93V32L92 31H90L91 29H85V28ZM40 28V29H39ZM82 28V29H81ZM100 28V30H101V27H99ZM225 28V27H224ZM227 28V27H226ZM4 29V30H3ZM14 29V28H13ZM41 29H42V31H41ZM46 29H47V31H46ZM49 29V30H48ZM52 29V30H51ZM250 31H249V30ZM65 32H64V31ZM71 30V31H70ZM84 30H85V33H87L86 34V37L88 36L91 40L90 41H88V40H86V37L84 38V40L83 39H81V38H83L82 37V35H81V37H80V39H79V37H78V35H80V34H78L77 35V33L79 32H81L82 33V31L84 32ZM186 30H187V28H186ZM246 30V31H245ZM14 31V30H13ZM21 31H20V33H21ZM29 31H31L32 32V34L29 32ZM53 31V32H52ZM67 31V32H68ZM91 33H90V32ZM110 31V32H109ZM218 31V32H217ZM35 32V33H36ZM43 32H45V33H43ZM90 34H92V36H89L88 34L89 33ZM230 32V33H229ZM259 32H261V31H259ZM9 33H10V36H9ZM20 33H18V34H20ZM49 33V34H48ZM242 33V34H241ZM252 33H253V31H252ZM31 34V35H30ZM83 34V36H84V33H82ZM262 34V35H261ZM1 35V34H0ZM12 35V36H11ZM38 35H39V37H38ZM63 35V36H62ZM97 35V36H96ZM107 35V34H106ZM106 35H104V36H106ZM109 35L107 36L108 38H109ZM247 35V36H246ZM57 36H61L62 37V39H64V40H66V42H64V40H62V42H61V38L60 39H58L59 37H57ZM66 37V38H63V37ZM78 37V38H75V37ZM261 36V37H260ZM15 37V38H14ZM53 37H54V40H53ZM56 37H57V39L58 40H60V41H58V40H55L56 39ZM101 37L99 36L98 38L99 39H101ZM212 37V38H211ZM257 37L258 38H260V39H258L257 40ZM0 38H2V37H0ZM2 38V39H3ZM12 38V39H11ZM16 38H18V39H21L22 41H21V45L20 46H17L18 44L17 43H19L17 40H16ZM2 39H0V41L2 40ZM10 39V40H9ZM37 39V40H36ZM38 39H39V41H38ZM80 40L81 42L82 41H84V43H85V45H84V47H82V45H81V42L80 41H78V40ZM254 39V40H253ZM256 39V40H255ZM12 40V41H11ZM15 40V41H14ZM46 40V41H45ZM103 40L105 41L106 40V38L104 37L103 38ZM102 39H101V41H103ZM207 40H209L210 42H206ZM260 40V41H259ZM262 40H263V42H262ZM17 41V42H16ZM44 41V42H43ZM56 41H58V43L56 42ZM244 41H247V42H244ZM252 41V42H251ZM13 42H15V43H13ZM31 42V43H30ZM47 42V43H46ZM75 42V44L73 45V43ZM78 42V43H77ZM80 42V43H79ZM94 42V41H93ZM96 42V41H95ZM1 43V42H0ZM50 45H49V44ZM76 43L80 46L81 45V49L83 50V52L85 53L84 55H86V56H83V52H81L82 50L79 48V46L78 45H76ZM83 43V42H82ZM88 43V44H87ZM8 46H7V45ZM15 44V45H14ZM23 44V45H22ZM248 44V45H247ZM47 45V46H46ZM59 45H61V46H59ZM68 45H73V46H75L76 47V49H74L75 47H73L72 46V48H71V46H70V48L71 49H69V46ZM90 49L92 50V44L90 43ZM94 45V44H93ZM245 45H246V48H248V49H246V51H245ZM260 45L262 46L261 48H262V52H261V48H260ZM12 46H14V47H12ZM42 46V47H41ZM46 48H45V47ZM49 46V47H48ZM207 46V47H206ZM11 47H12V49H11ZM20 47V48H19ZM39 47V48H38ZM40 47H41V49H40ZM77 47L80 49V50H78L77 49ZM86 47V48H85ZM172 48H170L169 49V52L171 53V55L173 54V57L174 56H177L178 58H179V55L177 54V53H179L184 47H182L181 48V46H179V49H176L175 48V46H171ZM177 47V46H176ZM7 48H9V51H10V49H11V51L9 52L8 51V49ZM15 48V49H14ZM18 50H20V51H18ZM24 48H26L27 50H29V51H27V53L26 52H24L26 49H24ZM47 48L49 49V51L47 50ZM86 50H85V49ZM94 48V47H93ZM178 48V47H177ZM22 49L24 50L23 52H21L22 51ZM43 49H46V50H43ZM244 49V50H243ZM4 50V51H3ZM13 50H15V52H16V54H15V52H13L14 53V55H13V57H10V55L9 54H11V56H12V54L13 53H11ZM17 50V51H16ZM30 50H31V52H30ZM51 50V51H50ZM74 53V57H72L73 56V54H72V52ZM74 50H76L75 52H74ZM204 50H203V52H204ZM35 53H38L37 55L36 54H33L34 52ZM44 53H43V52ZM46 51V52H45ZM77 51H79L78 53L80 54V55H82L83 57H84V59H85V57H86V61H87V63L85 62V63H83V60L81 61L82 63H80V64H82V66L83 67H85V68H83V70L80 68V70H82V72L81 71H79V66H80V64H77V63H75V62H78L79 63V61L77 60L78 58H79V60L80 59H82L83 57H81L78 53H77ZM89 51V50H88ZM131 50H129V52H130ZM185 51V50H184ZM183 50H182V52L181 53H179L180 54V56H182V55H184L185 54V52H184ZM0 52V53H1ZM3 52H5V55H9V58L7 57V59H5L6 57H5V55H3L4 53ZM8 52V53H7ZM70 52H71V54H72V56H70ZM82 54H81V53ZM91 51H89V53H90ZM168 51H167V53H169ZM177 52V53H176ZM184 52V53H183ZM18 53H21V54H18ZM41 53V54H40ZM46 53V54H45ZM50 53H52V54H50ZM92 53V52H91ZM91 53H90V55H91ZM132 53V52H131ZM169 53V54H170ZM183 53V54H182ZM25 54V56H23V57H25L24 59L23 58H19V57H21L22 55H24ZM44 54V55H43ZM76 54H78L79 56H77ZM129 54V55H128ZM168 54V55H169ZM182 54V55H181ZM204 53H203V55H205ZM17 55H19V56H17ZM21 55V56H20ZM32 56V60L33 61H31V57L29 58V56ZM38 55H40V56H38ZM110 55V54H109ZM109 55L107 56V58L111 61L110 63L109 62H107V61H109V60H106V64H109V65H111L112 63H113V56L111 55L110 56V58H109ZM127 56H125V55H123V62H122V65H121V68H122V70L123 71H128V70H135V69H138L139 67V65H141V61H139V60H141V59H139L138 57H136V56H138V55H132V54H130V53H127L126 54ZM167 54H166V56H168ZM170 55V56H171ZM1 56H3L2 58H1ZM26 56H28L27 58H26ZM35 56H37V58L35 57ZM75 56H76V58L77 59H75ZM210 56V57H209ZM251 56V61L249 60V57ZM40 57V58H39ZM44 57H45V59H44ZM50 57V58H49ZM81 57V58H80ZM169 57V56H168ZM172 57V56H171ZM170 57V58H171ZM176 57V58H177ZM204 57V56H203ZM253 57V58H252ZM12 58V59H11ZM17 58H19V60L21 59V61L22 62H20V61H18V59ZM47 58V59H46ZM74 59V61H73V59ZM106 58V59H107ZM175 58V57H174ZM204 58V59H205ZM9 59H10V61H9ZM15 59V60H14ZM26 59H28V64L26 63V64H24L23 62H26L25 60ZM49 59H50V61H49ZM90 59V58H89ZM235 60V59H237V60H239V61H235V63L236 64H238L237 66H236V64L235 63H233V64H231L230 65V62L232 61V60ZM2 60H4V61H2ZM5 60H8L9 62L8 63H10V64H12V66L9 64V67H8V64L6 63H4L5 62ZM14 60V61H13ZM18 62H17V61ZM24 60V61H23ZM47 60V61H46ZM11 61H12V63H11ZM43 61H45V62H43ZM49 61V62H48ZM225 61V62H224ZM229 61V62H228ZM250 61L251 63H248V62ZM255 61V62H254ZM7 62V61H6ZM14 62H16L17 64H20L19 65V68H18V66L16 65V63L14 64ZM48 62V63H47ZM51 62V63H50ZM140 63V64H139ZM246 63H248L249 65H250V67L248 66V68L249 69H255V71H252V70H249L248 68H246L247 66V64ZM47 64H49V65H47ZM51 64V65H50ZM84 64V65H83ZM105 64V63H104ZM194 64H196V65H194ZM197 64H198V66H199V68H198V66H197ZM203 64V65H202ZM208 64H209V66H208ZM223 66H222V65ZM226 64V65H225ZM242 64V65H241ZM14 65H16L15 67V69L17 70L15 73H13L14 72V70L15 69H13V66ZM22 65H26V66H22ZM47 65V66H46ZM67 65H71V68H66L67 67ZM79 65V66H78ZM217 65V66H216ZM81 66V67H82ZM86 66H87V68H86ZM238 66H240V68L242 67L243 68V66H244V68H246V69H248V70H245V69H239V67ZM8 67V68H7ZM11 67V68H10ZM22 67H26L27 68V70L25 69V68H22ZM41 67H43V68H41ZM73 67V68H72ZM136 67H138V68H136ZM181 68H183V67H185L184 65L183 66H180ZM179 67V68H180ZM216 67H218V68H216ZM238 67V69H236ZM10 68V69H9ZM211 68V69H210ZM224 68V69H223ZM13 69V70H12ZM22 69V70H21ZM23 69H24V71H23ZM70 69V70H69ZM71 69H73V70H71ZM87 69V73L86 74H89V71L90 70H88ZM140 69V68H139ZM216 69H218V71H216ZM256 69L258 70V71H256ZM2 70H4V71H2ZM19 70H21V71H19ZM211 70V71H210ZM212 70H215V71H213L212 72ZM11 71V72H10ZM25 72V71H27L28 73L27 74H25V76L26 77H24L23 76V74H21V72ZM247 71V72H246ZM9 72L10 73H13V74H9ZM20 72V73H19ZM22 72V73H23ZM39 72V73H38ZM215 72V73H214ZM253 72V73H252ZM254 72H256V73H254ZM6 75H5V74ZM10 75V76H8V74ZM18 73H19V75H18ZM4 74V75H3ZM113 74V76H114V72L112 73ZM192 74V75H191ZM210 74H212V75H210ZM214 74V75H213ZM219 74V75H218ZM12 75V76H11ZM72 75V76H73ZM208 75H210V76H208ZM14 76H16V78L14 77ZM22 76V77H21ZM72 76L71 77H69V78H72ZM208 76V77H207ZM218 76H221V79L222 80H220L219 81V79H220V77H218ZM7 77H10V80L11 81H8V79H6ZM18 77V78H17ZM19 77H21V78H19ZM24 77V78H23ZM63 77V78H64ZM67 77V78H68ZM74 77V76H73ZM215 78L214 80H216V81H218L217 83H218V85H216L217 83L216 82H214V80H213V78ZM4 78V79H3ZM14 78H15V80H14ZM209 78V79H208ZM212 78V79H211ZM218 78V79H217ZM228 78V79H227ZM24 79V80H23ZM224 79H226V80H224ZM6 81L7 83H6V85H5V82H3V81ZM20 81V84H18L17 82H19ZM186 80H188V81H186ZM212 81L211 83H210V81ZM227 80H229L228 81V83H230L229 85H228V83H227ZM231 80V81H230ZM12 81H13V83H12ZM17 81V82H16ZM179 81V82H178ZM207 81V82H206ZM9 82V83H8ZM22 82V83H21ZM214 82V84L215 85H213L212 83ZM224 83V84H222V83ZM231 82H233V83H231ZM3 83H4V87H2L3 86ZM150 84H149V86H150V91H153V89H155V88H159V86L161 87L162 86V88L163 89H166V88H168L169 87V89H170V86H172V85H174V84H171V85H169L168 87H166L167 86V84L168 83H160V82H156V81H150L149 82ZM153 83V84H152ZM188 83V84H187ZM221 83V84H220ZM227 83V87H228V89H226V87L225 88H222V87H224V85ZM9 84V85H8ZM211 84V85H210ZM12 85V86H11ZM14 85V86H13ZM19 85V86H18ZM154 87V86H156V87H154V88H152V86ZM220 85V86H219ZM242 87H241V86ZM164 86V87H163ZM226 86V85H225ZM234 86V87H235ZM13 88V89H10V88ZM36 87H37V89H36ZM166 87V88H165ZM178 87H176V88H178ZM235 87V88H236ZM175 88V89H176ZM221 88H222V90H224L223 91V95H222V90H221ZM237 88V89H238ZM3 91H2V90ZM160 89V88H159ZM172 89H173V91H175L174 90V88H173V86H172ZM171 89V90H172ZM181 89V90H180ZM243 89V90H242ZM190 90V89H189ZM202 91V92H201ZM9 92H8V94H9ZM195 92H197V93H195ZM2 94V93H1ZM29 94V95H28ZM33 94V95H32ZM37 94L39 95V96H37ZM196 94V95H195ZM34 95H36L35 97H34ZM183 95H184V93H183ZM185 96V95H184ZM186 96V97H187ZM30 97H31V99H30ZM38 99H37V98ZM198 97H199V99H198ZM1 98H3V97H1ZM1 98H0V100H1ZM25 98H27V99H25ZM40 98H42V99H40ZM195 98V99H194ZM4 99H6V97L5 98H3L2 99V101L4 100ZM28 99H30L29 101H28ZM37 99V100H36ZM197 99H198V101H199V104L197 103L198 101H197ZM39 100H41V101H39ZM194 100H195V107L193 106V102H194ZM28 101V102H27ZM197 101V102H196ZM26 102V103H25ZM42 102V103H41ZM192 102V104H190ZM203 103V104H201V103ZM224 102L226 103V105H227V102L224 100ZM2 103L3 102H1L0 101V108H2V109H0V111L1 110H4V108H5V105H2ZM36 103V104H37ZM26 104H28V105H26ZM35 104V105H36ZM49 104V105H48ZM187 104V105H186ZM198 104V105H197ZM223 106H222V105ZM43 105H45V106H43ZM186 107H189L188 106V100H187V103L185 102V104H184ZM197 105V106H196ZM204 105V106H203ZM2 106H4V107H2ZM198 106H200V107H198ZM222 106V107H221ZM262 106V107H261ZM39 107V108H38ZM192 107H194L193 109H192ZM198 109H197V108ZM214 107V108H213ZM47 108V109H46ZM222 108V109H223ZM263 108V109H262ZM25 109H28V110H25ZM200 109V110H199ZM212 109V110H211ZM216 109H217V111H216ZM6 110V109H5ZM197 110V111H196ZM205 110V111H204ZM219 110V111H218ZM263 110V111H262ZM7 111V110H6ZM3 114H2V113ZM0 113V117L1 116H3L4 117V115H5V117L6 118H4V120H6V119H8L10 116H13V117H15L16 116V114H18V113H20L21 111H18V113H16V114H9L8 112H3V111H1ZM201 112L203 113V115L201 114ZM206 112V113H205ZM211 112V113H210ZM213 112H215V113H213ZM216 112H217V114H216ZM38 113V112H37ZM213 113V114H212ZM7 114H9V115H7ZM28 114V116L30 115L29 114V112L27 113ZM27 114H25V112H22V114L20 113V115L18 114L17 115V117H15V118H13V117H10V119H8V122L6 123V122H3L4 120H3V117H1L0 119L2 120L0 123L2 124V122H3V126H2V128L3 129H5L7 132H9V129L10 128H8L10 125L11 126H16L17 124H20V122L22 123V121H23V118H24V120H26L27 119ZM204 114H205V116H204ZM210 114H212V117H211V119L210 120H208L207 121V119H205V118H207L206 117V115L208 116V119H209V117L211 116ZM210 115V116H209ZM223 115V114H222ZM18 116H19V118H18ZM22 116H23V118H22ZM26 116V117H25ZM45 116H46V118H45ZM190 116V117H189ZM202 116V117H201ZM204 116V117H203ZM213 116H215V118L213 117ZM223 116V117H224ZM228 118H227V117ZM20 117L22 118V121H20V122H18L19 120H20ZM192 117V118H191ZM222 117V118H223ZM16 118H18L17 119V121L16 120H13V119H16ZM44 118V120H42ZM191 118V119H190ZM213 118V119H212ZM227 118V119H226ZM46 119V120H45ZM16 121V122H12V121ZM42 120V121H41ZM185 120V121H184ZM189 120V121H188ZM239 120V121H238ZM240 120H242V121H240ZM7 121V120H6ZM186 121H188V122H186ZM211 121V122H210ZM245 121V122H244ZM12 122V123H11ZM40 122H37V123H39V124H41ZM50 122H51V124H50ZM184 122H185V124L187 123V125H185L184 124ZM208 122V123H207ZM238 124H240V125H237V123ZM9 123H10V125H9ZM210 123V124H209ZM244 123V124H243ZM0 124V125H1ZM4 124H8L7 126L5 125V127H4ZM39 124H36V125H38L39 126ZM46 123H44V125H45ZM48 124H46L47 125V128L45 127V126H42V125H40V127H41V129H42V131H41V129H40V127H36V128H34L33 130H34V137H32L31 136V134H33V131H32V133H31V131L29 130V132L31 133V134H29V132L27 131V134L29 135V136H31L32 138H34L35 140V142L37 143V141H36V139L38 140V146L40 147L39 149H40V151L39 152H41L42 153V155H43V159L45 160L46 158L47 159H49V160H46V161H48L49 163V165H51V168H50V166L47 164V163H45L46 165H48V167L50 168V171H49V177L47 176V179H50V173L52 172V175H53V156H52V150L50 149L51 148V146H49V145H46L47 143L48 144H50L49 142H45V135H46V133H48V131H50L51 130V128H49L48 129ZM244 126H243V125ZM35 125V126H36ZM200 125H201V127H200ZM226 127H227V129L229 128V129H231L232 127H229L228 126V123H226ZM241 125H242V127H241ZM251 127H250V126ZM10 126V127H11ZM7 127V128H6ZM46 129H48V131L46 132V133H44V131H46L45 130V128ZM203 127V128H202ZM210 127V128H209ZM246 127L247 128H249L248 130L246 129ZM12 129H13V127H11ZM15 128V127H14ZM194 128V127H193ZM244 128V129H243ZM3 129H1V127H0V133L2 134V133H4V132H6V131H3L2 132V130ZM11 129V130H12ZM44 129V130H43ZM52 129H53V127H52ZM213 130V129H212ZM211 130V131H212ZM221 130H222V132H221V134H220V138H218V142L220 143V140L219 139H223V137H225L226 138V135H227V133H225L226 132V130L225 131H223V129L221 128ZM242 130V131H241ZM249 131V133L248 134H245V133H247V131ZM252 130V131H251ZM53 131V130H52ZM51 131V132H52ZM198 133H200L201 132V134H200V136H203V131H200V130H196ZM239 131H241V132H239ZM246 131V132H245ZM43 134H42V133ZM50 133V132H49ZM49 133L47 134L49 137L51 136H53L52 134H50L49 135ZM197 133V134H198ZM210 133H212V132H210ZM224 133V134H223ZM240 133V134H239ZM253 135H251V134ZM27 134H25L26 136H27ZM45 134V135H44ZM226 134V135H225ZM239 134V135H238ZM7 135H9V137H11V135H15V134H7ZM17 135V134H16ZM24 135V136H25ZM225 135V136H224ZM242 135V136H241ZM1 136H2V138H1ZM12 136V137H13ZM20 136V135H19ZM24 136L22 135V140H25V138H24ZM25 136V137H26ZM29 136H27V138H26V141H27V139H30V140H32L31 139V137L29 138ZM222 136V137H221ZM245 136V137H244ZM249 136V137H250ZM256 136V137H255ZM6 137V136H5ZM4 137V138H5ZM14 137H16V136H14ZM12 138V140H11V138H9L8 139V137H6L8 140H7V142L4 140V138H3V135H0V145H2V147L4 148V146L3 145H5V147H6V144H3L4 143V141H5V143H8V141L10 142L9 144H11V145H9V150L11 149H13V148H15L17 145V143L16 142H18L19 144V146H28V144H26V143H32V145L35 143V142H33V140L32 141H30V142H23L22 144H20L22 141L21 140H19V141H17L18 140V138ZM17 137H18V135H17ZM19 137V139H21ZM36 137V138H35ZM50 137V138H51ZM248 137V138H249ZM24 138V139H23ZM53 138V137H52ZM51 138V139H52ZM242 138V139H243ZM2 139L4 140L2 143H1V141H2ZM14 139H15V143L16 144H14ZM49 138H47V140H48ZM221 139V140H222ZM246 139H247V137H246ZM46 140V141H47ZM224 140H226V139H223V141L221 142L222 143V145H223V147L222 146H217V145H219V143L218 142H216V144H215V146L213 145V143H209V142H207V144H212V145H210V146H212V147H210L209 145H203L202 144V146L201 145H199V148H197L198 150L200 149V151H198L197 152V156H199V153H200V156H201V153H205V154H207L208 153V156L210 157V156H213V154L215 153V154H218V153H221V151L223 150V152L224 153H221L220 155H224V154H227V153H229L230 155H232L233 156V154H234V152L231 154L230 152H229V150H233V151H235V149L234 148H229V150H227V151H225L224 149H226V148H224ZM11 141H13V143H11ZM49 141V140H48ZM51 141V140H50ZM245 141V140H244ZM242 142H243V140H242ZM262 142V143H261ZM31 143L29 144V146L31 145ZM220 143V144H221ZM12 144H14V145H12ZM52 147H53V141H52ZM50 144V145H51ZM8 145V144H7ZM34 145H36V144H34ZM259 145V146H258ZM14 146V147H13ZM200 146H201V148H200ZM208 146H209V148H208ZM1 147V146H0ZM1 147V148H2ZM18 147V146H17ZM204 147H206L205 149H204ZM215 147H217V148H215ZM259 147H262V148H259ZM37 148V147H36ZM36 148L34 147L33 149H35L36 150ZM48 148L51 150V152H49L48 151ZM203 148V150H205V151H202L201 149ZM208 148V149H207ZM213 148H215V150L216 149H218L216 152L215 151H213L214 149ZM223 148V149H222ZM253 148H254V150H253ZM258 149V151L256 150V149ZM16 149V148H15ZM207 149V150H206ZM222 149V150H221ZM246 149H248V147H246ZM47 150V151H46ZM209 150V152H207ZM213 152H212V151ZM241 150H242V148H241ZM251 150H253V151H251ZM260 151V152H259ZM33 150L31 151V153L33 154ZM38 152V153H39ZM226 152V153H225ZM251 152V153H250ZM257 152V153H256ZM262 152H263V154H262ZM35 153V152H34ZM52 153V154H51ZM203 153V154H204ZM239 153V152H238ZM261 153V154H260ZM32 154L30 155L31 157H29L30 159L29 160H32L31 158H32ZM51 154V155H50ZM204 154V156H206ZM237 154V153H236ZM252 154V155H251ZM254 154H255V156H256V154H257V157H255V159H257V158H259V159H257V160H254V162H253V160H251L254 164L252 165H250V164H248V161H250V157L251 156H254ZM36 155H38L37 154V151H36V154H34V156H36ZM40 155V154H39ZM42 155H40L41 157H42ZM48 155H49V157H48ZM228 155V154H227ZM230 155H228V156H230ZM235 155V154H234ZM28 156H29V154L27 155V159H26V155L25 156H22V157H20V158H18V159H14V160H3V161H5L6 163H5V165L6 164H8L7 166V168H6V166L5 165H3V167H2V164L4 163L3 161L0 163V167L2 168V170H1V168H0V170H1V172H0V175L2 176V177H5L6 175H10V176H12V177H10V185L9 184H7V181L9 182V176H6L5 178H6V180H3L2 179V177H1V179H2V181H4L2 184H4L5 182H6V184L8 185V186H11V188H12V185H13V182H12V185H11V181H13L16 177H18L19 175H21L22 173H24V172H26V173H28V171L26 170V171H24L25 169V167L29 164H34L33 163V161H26V160H28ZM33 156V157H34ZM90 156H92V154L90 155ZM199 156V158H201ZM208 156H206V158L208 157ZM232 156H230V157H232ZM259 156V157H258ZM38 157V158H37ZM37 157H34L35 159H40V157L39 156H37ZM225 157H226V155L224 156V158H223V160H225ZM248 157V158H247ZM34 158H33V160H34ZM198 158V159H199ZM252 158V157H251ZM232 159H235V157L234 158H232ZM231 159V160H232ZM38 160H36L37 162H39ZM35 161V160H34ZM233 161V160H232ZM235 161V160H234ZM249 162V163H252V162ZM25 162L27 163V164H25ZM29 162V163H28ZM255 162H257V164L255 165ZM259 162V163H258ZM42 163V162H41ZM261 163V164H260ZM31 164V165H32ZM37 164H39V163H37ZM42 164H44V162L42 163ZM42 164H40L41 166H39V167H42L43 165ZM200 163H199V161H198V165H199ZM259 164V165H258ZM26 165V166H25ZM46 165H45V167H46ZM247 165V166H246ZM24 166V167H23ZM37 166L38 165H35V169H32V171L34 170V172L32 173V171H31V169L30 168H28V170L30 171L29 172V174L31 173L33 176L32 177H34V175L35 176H37V177H39V178H32V179H34V180H37L38 179V181H39V179H40V177H43V176H41V175H43V173L44 174H46V170H48L49 168H45L46 170H44V168H42L43 170H41L39 167V169L37 168ZM137 166H140V164H137ZM199 166H201V165H199ZM233 166L235 167L236 165H234V163H233ZM232 166V167H233ZM246 166V167H245ZM249 166V167H248ZM4 167H5V169H8L9 171L8 172H5V169H4ZM20 167V168H19ZM28 167H30V166H28ZM32 167V166H31ZM255 167H258V168H255ZM33 168H34V166H33ZM136 168V170H139L138 169V167H135ZM144 168H146V169H144ZM257 170V171H255V169ZM22 169V170H21ZM36 169H38V171L40 170V174L39 175H36V172H37V174L39 173ZM141 169H142V171H145L143 174L145 175V177H144V175H142V173H141ZM144 169V170H143ZM247 169V170H246ZM19 170H21V171H23L22 173L19 171ZM36 170V171H35ZM147 170V171H146ZM7 171V170H6ZM41 171H42V173H41ZM44 171V172H43ZM102 171H104V170H102ZM102 171H101V173H102ZM253 171V174L255 175V177H253V178H258V176H256V173L257 174H260L261 176H259V178H258V180H260L261 181V179H263L261 182H259L258 180H254V182H251L250 183V179H247L248 177H250L249 175H251V177H252V172ZM2 172H3V175H2ZM5 172V173H4ZM184 173H182V171H181V173L183 174V175H186V176H188V177H192L193 175H189V174H192L191 172H188V170H186V171H183ZM197 172V171H196ZM196 172H195V175H197L196 174ZM7 173V174H6ZM9 173V174H8ZM35 173V174H34ZM47 173H48V171H47ZM98 173V172H97ZM150 173H152L153 175L155 174H157V171H156V173L154 172V169H153V171H151ZM180 172L178 173V174H181ZM199 173V172H198ZM4 174H5V176H4ZM30 174V175H31ZM123 174H125V173H123ZM139 174V175H138ZM194 174V173H193ZM238 174H239V178H238ZM25 175H26V177L29 179V177H28V175L27 174H23L22 176H24L25 177ZM29 175V176H30ZM46 175H48V174H46ZM153 175H151V176H153ZM155 175L153 176V177H155ZM200 175V174H199ZM149 176V177H148ZM7 177H8V179H7ZM31 177V176H30ZM104 177V178H103ZM107 177V176H106ZM194 177V176H193ZM197 177H199L198 175H197ZM23 178V177H22ZM21 178V179H22ZM44 180H45V175H44ZM51 178L52 179H50V180H52L53 181V176H51ZM107 178H109V176L107 177ZM156 178V177H155ZM244 178H246V179H244ZM1 179H0V181H1ZM13 179V180H12ZM32 179H30V180H32ZM102 179H103V181H102ZM124 179H125V182H127V184H124ZM146 180V179H149L146 183L145 182H143V180ZM18 182L21 184V185H19L20 187H22V184H24V182H23V180H25V178L21 181L19 178H18ZM27 180V179H26ZM43 180V182L44 183H42V185L41 186H43L44 184H45V182H47V184H48V182L49 181H44ZM231 180H232V182H231ZM246 180V181H245ZM249 180V181H248ZM16 181H17V179H15V182L14 183H16ZM21 181V182H20ZM40 181H42L41 179H40ZM52 181H50V182H52ZM103 183V184H100L101 182ZM197 181L199 182L198 183V185H195L194 186V184H197ZM241 181L243 182V183H241ZM49 182V183H50ZM92 183L94 182V181H91ZM99 182V183H98ZM134 182V181H133ZM150 183V185H149V183ZM201 182V183H200ZM226 182H228L229 184H227ZM247 182V183H246ZM18 183V184H19ZM246 185H245V184ZM255 183H256V185H255ZM2 184L0 185V189H1V187H3L2 186ZM18 184H14V188H9L8 186H6V188L5 189H7V191L8 190H12V192L14 191L15 193H17L18 194V196H20V194H22L21 196H23V197H27L28 198V196H30L31 197V195H29V194H31V192H32V198L30 199V197L28 198V199H24L23 197H21V198H19V200L16 198V197H18V196H15V195H17V194H15L14 195V193L12 194V197H14L15 196V198H13L14 200H11L12 199V197L9 199V197H7L8 195H7V191L5 192V190H4V193L3 192H0V244H4L5 242V237L7 236V237H10V238H14V235H13V233L15 232L14 230H16L17 232V235H19L20 236V233H21V236L22 235H24V233H26L28 230L26 229V228H28V227H25V224L24 223H22L23 224V226H24V230H25V232H24V230H23V226H22V228H20V227H18L17 226V228H20L21 230H18L17 228H16V226L14 227V228H12V226H14V221L13 220H15V219H17V220H15V223H17V224H15V225H20V222H19V219L20 218H22L23 216H25L26 215V212L25 211H27V212H31L32 210H30V211H28L30 208V206H31V209H33L32 207H35L36 206V208L38 207V208H41V206H42V208L40 209V212H41V210H43V208L45 207V205H47L46 203H49L48 205H47V207H50V208H44V213H39L38 214V212H39V210H38V208L37 209H33V213H36L35 215H33V214H31V215H33L32 216V218H31V220H32V222L30 223V224H27V220L25 221V223L27 224V225H31L32 223L34 224V226H36V225H38L39 223H41V222H43V221H41V220H38L37 222L36 221H34V219L36 220V219H39V217H40V219H42L43 220V218H45L46 217V213H50V211H51V208L53 209V202H51V200L49 201L48 200V202H46L47 200H45V198H46V196H52L53 194V190H51L52 188H53V186L51 185V183L50 184H48L49 185V187H50V185L52 186V188L50 189V191L49 192H46V191H48V190H46V189H48L49 187H48V185H46L45 184V186L46 187H48V188H46V187H44L45 188V190L40 186V185H38V187L37 188H39V190L38 189H35L34 190V187L32 188V189H29V190H32V191H30V193H29V190L27 191L28 192V196H24L23 194H25L24 193V189H22L23 187H26V185L25 186H23L22 188H20V190L19 191H21V189H22V191H21V193L20 192H18L17 190L19 189V186H16V185H18ZM39 184H40V182H39ZM137 184H139V185H137ZM149 185V188L147 187L146 188V186L145 185ZM241 184V185H240ZM244 184V185H243ZM254 185L253 187H252V185ZM263 184V185H262ZM35 185H37V183L35 184ZM118 185V186H117ZM157 185V184H156ZM192 185L194 186L193 188H195V189H192ZM238 185H240V186H238ZM93 186L92 187H90V188H93ZM136 186L140 189H142V192H143V194H145L144 196L145 197H140V196H138V194L139 193H141V189L139 190V189H137V190H135L136 189ZM145 186V187H144ZM158 186V185H157ZM169 186V187H168ZM211 186V187H210ZM16 187H18L17 188V190L15 189ZM41 187V188H40ZM111 187H112V189H111ZM175 187L178 189H175ZM186 187H188V188H186ZM237 187H240L241 188V190H240V188H237ZM251 187V188H250ZM255 187V188H254ZM259 187H260V189H259ZM263 187V188H262ZM109 188V190H107ZM145 188V189H144ZM164 188V189H163ZM237 188V189H236ZM246 188V189H245ZM4 189V187L2 188V190ZM13 189H15V190H13ZM26 189V188H25ZM41 189H43L44 191H45V193H44V191H42L43 193H42V195H41V197L39 198L38 196L41 194ZM87 189H89V187L87 188ZM96 189H98V190H102L103 191V189H104V193L102 194V192L101 191H98V190H96ZM135 190V191H131V190ZM147 189V190H146ZM160 189H162V190H160ZM165 189H168V192L165 190ZM212 189V190H211ZM239 189V191H236V190H238ZM244 189V190H243ZM254 189V190H253ZM262 189V190H261ZM24 190V191H23ZM105 190H107V191H105ZM140 192H139V191ZM145 190V191H144ZM152 192H150V191ZM176 191V192H174V191ZM227 190V191H226ZM252 190V191H251ZM261 190V191H260ZM1 191V190H0ZM52 191V192H51ZM88 191V190H87ZM86 191V192H87ZM111 193H110V192ZM147 191V192H146ZM181 192V194L179 195V192ZM210 191H213V192H215V193H213V196L216 198H213V196H211L212 195V193L210 192ZM226 191V192H225ZM240 191H242V192H240ZM256 191V192H255ZM27 192H26V194H27ZM51 192V193H50ZM84 193H85V190L83 191ZM82 192V193H83ZM98 192H100V194L98 193ZM146 192V193H145ZM148 192L150 193V194H148ZM155 192H157V193H155ZM161 192V193H160ZM169 192L172 194V195H168L169 194ZM260 192V193H259ZM20 193V194H19ZM46 193L48 194L49 193V195H46ZM136 193V194H135ZM166 195H165V194ZM168 193V194H167ZM175 193H178V194H176V195H178V198H176V196H175ZM233 193V194H232ZM262 193V194H261ZM3 194H5V195H3ZM9 194L11 195V193L9 192ZM87 194V193H86ZM99 195V198H97V196ZM102 194V195H101ZM112 194V195H111ZM116 194H118L117 196L119 197V198H117V196H116ZM142 194V193H141ZM148 194V195H147ZM7 195V196H6ZM9 195V196H10ZM44 195H46L45 196V198L43 197ZM85 195V194H84ZM140 195V194H139ZM167 195L169 196L168 197V199H167ZM173 195L175 196V199H174V197H173ZM51 196L49 197L50 199H51ZM122 196V197H121ZM141 196H143V195H141ZM171 196L173 197V199L171 198ZM42 197H43V202H42ZM47 197V198H48ZM48 198V199H49ZM94 198L97 200H95L94 201ZM111 198V199H110ZM122 198V199H121ZM15 199H17V200H15ZM24 201H23V200ZM40 199V200H39ZM53 199V198H52ZM90 199V200H89ZM110 201H109V200ZM118 200V202L120 203V206H122V209H120V210H118V212L117 211H115L114 213H113V210H114V206L113 205H116V204H118V202H117V200ZM172 201H171V200ZM218 199H220V200H218ZM10 200V201H9ZM22 200V201H21ZM32 200V201H31ZM45 200V201H44ZM91 200H93L94 202H92ZM106 200H108V201H106ZM119 200H121V201H119ZM216 200V201H215ZM218 200V201H217ZM20 201V202H19ZM27 202L28 201V203H26V204H28L29 205V207L26 205V208H25V204H24V202ZM32 202V204L33 205H35V206H33L32 204H30L29 202ZM38 201V202H37ZM220 201H222L221 203H220ZM228 201V202H227ZM41 202L43 203L42 205H41ZM99 202V201H98ZM108 202V203H107ZM171 202H174V203H172V206H176V207H171V205H169V204H171ZM223 202H226V204H228V205H226V206H228V208H230L229 210H228V208H225V206L223 207V205H225ZM236 202V203H235ZM36 203V204H35ZM39 205H38V204ZM166 203H167V205H166ZM220 203V204H219ZM229 203H230V205H229ZM21 204V205H20ZM52 204V205H51ZM89 204H92V205H89ZM100 204V203H99ZM99 204H97V206H99ZM101 204H100V206H101ZM164 204H165V207H167V208H169V210L168 211H170V209L172 208V209H174V210H172L171 209V214H169L168 212H167V208H165L164 210H165V212H164V210H162L161 211V209H163L164 207H162V205L164 206ZM173 204H176V205H173ZM196 206H195V205ZM244 204V205H243ZM41 205V206H40ZM68 205H70V203H68ZM77 205H79V204H77ZM96 205V204H95ZM168 205L170 206V207H168ZM219 205H221V207L219 206ZM40 206V207H39ZM52 206V207H51ZM104 206V205H103ZM117 206H118V208H120L119 207V204L118 205H116V207H115V210H117L118 208H117ZM156 206L158 207L157 209H159V207H160V210H155V208H156ZM232 206V207H231ZM242 206V207H241ZM10 207H11V210H10ZM70 208V211H72L73 212V210H74V213H76L77 211H78V209H76V208H74V209H72V206H69ZM106 207V206H105ZM104 207V208H105ZM185 207H186V209H185ZM190 207H192L191 209H192V211H191V209H190ZM193 207H195V208H197V209H193ZM233 207H234V209L235 210H231V209H233ZM24 208L25 209H27V208H29L28 210H25L24 211ZM92 208V207H91ZM94 208V207H93ZM176 208V209H175ZM183 208V209H182ZM223 208H225V209H227V210H225V209H223ZM237 208V209H236ZM242 208V210H240ZM190 210L192 213H193V210H197V213H199V211H200V219H202V220H200L198 217V215H193L192 213H190V211H188V210ZM218 209H220V210H218ZM8 210H10L9 212H7ZM37 210V211H36ZM48 210H50V211H48ZM122 210V211H121ZM140 210V211H139ZM182 210H184L183 212L184 213H182L181 211ZM225 210V211H224ZM12 211V212H11ZM24 211V215H21L20 213H22ZM45 211H46V213H45ZM70 211H68V216L70 217H68L67 215H66V217L65 218H67L68 220H66L65 222L67 223V221H69V219L71 220V218L72 217H77L76 216V214H79L78 212L74 215L72 212H70ZM122 212V213H120V212ZM137 211V212H136ZM156 211H159V213H160V211L162 212V213H160L161 215H163V217H161L160 218V214H156L157 212ZM188 211V212H187ZM227 211V212H226ZM229 211H231L230 213H231V215L229 214V215H227L226 213H228ZM234 211V212H233ZM51 212H53V210L51 211ZM125 212V213H124ZM129 212H131V213H129ZM181 212V213H180ZM187 212V213H186ZM216 213V214H214V213ZM222 212H226V213H223L222 214ZM70 213H71V215H70ZM111 213L113 214V215H111ZM119 213V214H118ZM137 213V214H136ZM168 213V214H167ZM188 213H190L191 215H192V217L189 219L190 221L192 220V218L194 217V219H193V222L191 221V223H190V221L188 220V222H187V224H185L184 225V222L182 223L184 226H182V224L179 226V225H174V223L176 222V224H179V223H177V221H178V219H180V214H181V217L183 216V215H186V214H188ZM194 213H196V211H194ZM233 213V214H232ZM4 214V215H3ZM7 214H10V215H7ZM43 214V215H42ZM99 214V213H98ZM165 214V215H164ZM167 214V215H166ZM211 214H212V216L213 217H211ZM214 214V215H213ZM218 214V215H217ZM243 214V215H242ZM20 216V218L19 217H15V216ZM31 215H30V217H31ZM53 213H50V215L49 214H47V216H50V217H47V218H50V220L53 222ZM73 215V216H72ZM101 215H103V214H101ZM126 215V216H125ZM156 215V216H155ZM203 217H202V216ZM216 215V216H215ZM220 215V216H219ZM226 215H227V217H226ZM2 216H3V218H2ZM4 216H6V217H8L7 219H5L6 217H4ZM13 216V217H12ZM28 216H29V214H28ZM38 216V217H37ZM45 216V217H44ZM90 216V217H89ZM167 216V217H166ZM225 216V217H224ZM35 217V218H34ZM42 217V218H41ZM155 218V222H154V218ZM185 217V216H184ZM196 217V218H195ZM15 218V219H14ZM25 217H23V219H24ZM46 218V219H47ZM72 219V220H75V219ZM78 218V217H77ZM76 218V219H77ZM93 218V219H92ZM98 218H100L101 219V221H99V220H97ZM111 218V219H110ZM162 218H164V219H162ZM212 218H214V219H212ZM226 218V219H225ZM25 219H28V221H31V220H29V217H27V218H25ZM45 219V220H46ZM79 219V218H78ZM83 219V220H82ZM91 219H92V221H93V223H92V221H91ZM114 219V220H113ZM198 219H199V221H198ZM227 219H228V221H227ZM229 219H231V220H229ZM4 220H7V221H4ZM44 220V221H45ZM50 220H47V223L48 222H50V226L52 225V227H53V223H51V221ZM65 220V219H64ZM80 220V219H79ZM79 220H76V221H79ZM109 220H113V222L115 221V222H118L119 223V226H118V224H117V226H118V228L117 229H113L112 228V226H111V222H109ZM126 220H128V221H126ZM152 220H153V222H152ZM164 220V221H163ZM194 220H197V222L196 221H194ZM211 220H213V221H211ZM13 221V222H12ZM24 221V220H23ZM22 221V222H23ZM34 221V222H33ZM75 221V222H76ZM160 221V222H159ZM180 221V220H179ZM178 221V222H179ZM3 222H5V223H3ZM10 222H12L11 224H13L12 226H11V224H10ZM37 224H36V223ZM46 222V221H45ZM71 221H69L68 223H70ZM124 222H126L125 224L126 225H129V227H130V229H129V227L127 228L126 227V225L124 224V226L122 227V224L124 223ZM171 222V223H170ZM201 222V223H200ZM228 222V223H227ZM8 223L10 224V225H8ZM29 223V222H28ZM44 223V222H43ZM137 224L138 225V228H140V230H142L141 231V234L143 233V237L141 236V234H139V232H140V230L138 229V228H136V226L137 225H135V226H133L134 227V229H131V226L132 225H134V224ZM155 223V224H154ZM157 223H159V224H157ZM189 223V224H188ZM212 223V224H211ZM3 224H4V226H3ZM33 224L31 225L32 226V228L34 227L33 226ZM36 224V225H35ZM42 224V223H41ZM40 224V225H41ZM46 224V223H45ZM44 224V225H45ZM49 224V223H48ZM74 225V223H70V225ZM79 224L81 225V223H80V221H79ZM78 224V225H79ZM142 224L145 226V228L144 229H141L142 227ZM171 224L173 225V227H171ZM191 224V225H190ZM202 224V225H201ZM227 224V225H226ZM43 225V224H42ZM41 225V226H42ZM131 225V226H130ZM168 225H169V227H168ZM10 227L11 226V228H12V230H11V228H10V230L11 231H6V229H8V227ZM30 226V227H31ZM39 226V225H38ZM7 227V228H6ZM40 227V226H39ZM39 227H35V229L36 228H38L39 229ZM112 229H111V228ZM123 229H122V228ZM171 227V228H170ZM90 228H92V227H90ZM136 228V229H135ZM14 229V230H13ZM35 229L33 228V231H35ZM27 230V231H26ZM30 230H31V228H30ZM29 230V231H30ZM37 230V229H36ZM135 230H139V232H137V234H139L141 237H139L138 238V235L134 232ZM20 231V232H19ZM28 231V232H29ZM13 232V233H12ZM37 232V231H36ZM69 232V231H68ZM71 232H72V234H71ZM85 232V233H84ZM134 232V234L135 235H137V240H136V238H135V235H134V237H132L133 236V234L130 236V234L131 233H133ZM7 233V235H5ZM8 233H12V235H10V234H8ZM19 233V234H18ZM32 233V235H34V234H36V233H34V232H32V231H30V234ZM82 233V234H81ZM84 233V234H83ZM96 233V234H95ZM98 234V235H97ZM16 235V236H17ZM74 235V237L73 238H75L73 241H72V236ZM86 235V236H85ZM92 235V236H93ZM18 236V237H19ZM20 236V237H21ZM36 236H37V238H41V237H38V234L37 235H34V236H32L33 237V239H35L36 238ZM40 236V235H39ZM131 237L132 239H134V240H136L134 243H133V241L132 242H130V240H129V242L127 241L128 239H131V238H128V237ZM181 237V238H183L184 240V242H180V243H177L178 241V237ZM6 237V238H7ZM32 237H30V238H32ZM35 237V238H34ZM79 237V238H78ZM101 240H100V239ZM63 239V238H62ZM71 239V241L72 242H76V243H72L71 241V245H69L68 246V244L69 243H67V245H66V243H65V241H69ZM89 239V243H88V245H89V250H88V252H89V254H88V252H86L87 253V255H84L83 254V258H84V256H86V258H84V260H82V264H84L85 262H83V261H86L87 262V260L89 261V255H90V257L92 258H90V263L91 262H93V259H94V257H95V260H96V262L97 261H99V263L98 264H104L105 262V259H103L102 257H100L99 256V253H97L98 251L96 250V248L97 247H99L98 245H95L96 244V242L95 241H92V240H90ZM169 239H171V241L173 242L174 241V239L177 241H174L171 245H167V246H164L162 249H160L159 250V247H160V245H162L163 243H165L166 242V240H169ZM15 240H18V239H16V237H15ZM79 240V241H80ZM117 240H119V242L117 241ZM138 240H140L139 242H143L144 241V243H145V246H142V245H144L143 243L142 244H137L138 243ZM143 240V241H142ZM55 241L57 242V240L55 239ZM60 241H62L61 239H60ZM59 240H58V242L59 243H61ZM90 241H91V246L93 247L94 245V250H93V253L92 252H90V250L92 251V247H90ZM111 241H113L114 242V245L111 243ZM115 241L117 242V244L119 245V246H117L116 245V243H115ZM92 242H94V243H92ZM137 242V243H136ZM177 244H176V243ZM131 243H133V244H131ZM181 243H183V244H181ZM58 244V243H57ZM111 244L113 245V246H111ZM128 244H125V246L123 247V248H129V245ZM181 244V245H180ZM5 245H7L6 243H5ZM60 245V246H61ZM100 245V246H101ZM136 245V246H135ZM53 246H54V249L53 250H55V251H53L54 252V254L56 253V250L59 248L58 246H55L54 245V243H53ZM68 248H67V247ZM97 246V247H96ZM141 246V247H140ZM5 247V246H4ZM3 247V248H4ZM57 249H56V248ZM120 249H119V248ZM136 247H139L140 248V251H139V253H137L136 254V252L138 251V249L139 248H136ZM61 248V247H60ZM59 248V250H61ZM76 248H77V246H76ZM88 248V247H87ZM99 248H101V247H99ZM122 248V249H123ZM62 249V250H63ZM12 250V249H11ZM48 249H46L45 251H47ZM58 250V251H59ZM62 250H61V252H62ZM131 250V251H130ZM14 250H12V251H10L11 253H14L13 252ZM95 251H97V252H95ZM109 251V252H108ZM10 252L8 253L9 255H10ZM48 252H50V250H48ZM60 252V251H59ZM105 252H106V254H105ZM181 252H184V254L185 253H187L188 252V257L190 256V254H191V256H192V258L191 259H188L190 262H188V263H186V261H185V263L184 262H181V261H179V257H180V255H181ZM44 252H42V254L41 255H43L44 256V254H43ZM91 253H92V256H91ZM110 254V255H108V254ZM118 253V254H119ZM7 254V257L9 256ZM46 254H49V253H45V255ZM53 254V253H52ZM93 254H94V256H93ZM95 254H96V256H95ZM97 254H98V256H97ZM100 254V255H101ZM117 254V255H118ZM106 255H108V257H106ZM117 255H115V256H117ZM187 255V254H186ZM186 255H184V257L186 256ZM54 257H53V259L55 258V255H53ZM7 257H6V259H7ZM98 257H100L99 259H98ZM187 257V256H186ZM187 257V258H188ZM190 258V257H189ZM168 259V260H167ZM8 260V259H7ZM130 260V264H132V263H134V262H132ZM139 260V261H138ZM187 260V261H188ZM6 261V260H5ZM9 262H8V264L10 263V258H9V260H8ZM89 262H87V264H89ZM6 263V262H5ZM4 263V264H5ZM22 264L21 263V261L20 262H18L17 261V263L16 264ZM93 263H95V261L93 262ZM97 263H95V264H97ZM109 263V264H110ZM7 264V263H6ZM134 264H136V263H134Z\"/></svg>", "mask_w": 264, "mask_h": 264}]
</instances>
